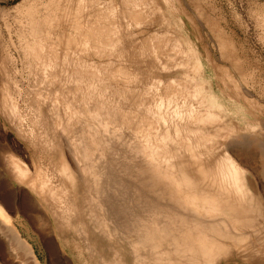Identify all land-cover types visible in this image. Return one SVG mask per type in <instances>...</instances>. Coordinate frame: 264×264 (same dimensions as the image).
Returning a JSON list of instances; mask_svg holds the SVG:
<instances>
[{
    "label": "rangeland",
    "instance_id": "374dc122",
    "mask_svg": "<svg viewBox=\"0 0 264 264\" xmlns=\"http://www.w3.org/2000/svg\"><path fill=\"white\" fill-rule=\"evenodd\" d=\"M50 1L51 0H49L48 2H47V0H28V1L27 0H0V56H1L0 58H2V59H0V64H1L0 65V68H1L0 71L2 70L1 73L4 72L3 74L8 75L7 77H3V75L0 73L1 74L0 75V101L5 99L4 102L7 103V105L4 104V108L6 109L5 112L3 111L4 108L2 109L4 102L2 101L3 103L0 104L2 106V107H0V111L2 110V113L0 112V115H1L0 116V172H1V174L3 173L2 176H4V179H5L4 181L2 179H0V202L3 204V206L5 207V211L8 212L7 213L8 216L11 219H13V221H15V220L20 221V224L18 227L21 231V235L32 246L38 263L39 264H99L100 257H98V255H100V256L103 255L104 257L108 256L106 251L108 249H110V247H111V249L112 248L115 249V250H111L112 252L117 251L119 253V255H117V256L124 257L125 260L126 259L129 260L130 258H133L135 255L137 256V253H138V255H141L143 253L147 254V253H149L148 252L149 249H150V251H152L151 253H154L156 255L157 252L161 251L160 249L163 250L165 248L163 245H161L162 248H161V246L158 247L156 245L159 248L157 251V247L154 245L153 246L154 248L151 247V248H153V249H151V248H149L151 241L147 242L146 240H148V239L143 238V236H142L143 240H142V238L138 239L137 232L135 231L136 232L135 234H133L134 232H131L132 228L130 226V223L129 222H128L129 224L127 223V221H129V215H130L128 211L132 210V209H130V207H131L130 199L131 198L130 199H129V197L123 198L124 196L126 197L125 193H122L124 196L120 195L122 197V199L119 198L120 196L116 195V193L114 191H112L113 190L112 188H115L118 185V183H125L126 180H130L129 182L133 181V182H131L132 184L129 187L133 188V185H134L135 189H136L135 185H137V184L141 185L143 183L142 177L139 176V174H141L140 173L141 171L143 173L144 165H143L142 169L140 168L141 171L136 169L137 171L132 172V170H134L132 160L135 158L133 156H138V154L140 155V153H143V150H151L152 145L159 138L162 140L161 142H164V144L160 143V144H162V146L165 145L166 148L173 149L175 151L177 148V143L179 144V146L185 144V142L183 141L184 140L183 136H181V138L183 140L178 139L179 142H174V143L170 144L168 142V139L171 137L170 135H173V133H170V134L167 133V130L169 127L171 128V126L175 125V122H178V120L180 121V119L175 118V116L177 115L176 110H178V111L183 110L185 112V114L188 111L190 112L189 114H191V112H192L191 115H194L195 113L199 112V114L201 113L200 115H203L204 117L206 115L205 113H207L206 116H211V117H209V119H208V117L205 118V119H207L205 122L207 123L208 120H210V118H211V122H212V123L210 122L211 125H213V123L216 121L218 122L217 124H215L213 126H209L210 123H208V125H207L205 122H203L204 123L203 126H201L202 123H199L198 125L197 124L191 125L185 121H182L181 123L177 124L180 126V128H179L180 135L184 134L186 136L187 142L188 141H197V143L201 142V144H203V145H199L197 143L194 144L195 147H193V148L195 150L199 151V150L204 149L205 147H207L209 149L208 146H210L209 144H211V143L213 144V147L217 146V149L216 148L213 149V147L211 150L209 149V153H208L209 158L206 157L207 161L214 162L216 160H219L222 157L223 150H225L223 148V142H224L223 136H224V134L230 135L229 138L225 141V143L227 142L226 148L228 149V153H229V151L231 153V154L230 153L229 154L227 153V154L236 164L238 163L237 165H239L240 168L244 171V174L248 179L249 186L252 189V194H254V195L256 194L257 196H259L258 198H260V204L262 205V208H258V212L261 211L260 215H259L260 220L258 218V223H256L257 222L256 220H252L253 222L256 221L254 223H256L255 225L257 227H255L254 223H250L251 226L249 227V229L251 228L252 230L250 229L251 231H249V230L245 229V231H248V233H249V238L251 240L254 239V241H255V242L254 241L251 242V240H250V243H251L250 245H252L253 250L250 249L251 250L250 251L248 249V250H246L247 253L245 251L246 254L243 253L244 255L243 254L241 255L240 250H235L233 248V249L229 250L230 253H229V251L227 253L226 252L227 250L224 252V250L220 249V247H219V249L217 248V250H219L221 253L223 252V254H220L219 251L214 249L216 255L213 258H216L217 262H218V257H219V262L216 263V261H215L214 263H216V264H247V261L249 260L248 261L249 264H255V263L256 264H264V257H263L264 256V248H263L264 244H261V243H264V239H263L264 237H262V236H264V234H262L264 232V0H101V1L100 0H93V2H92V0H88V1L82 0L81 4H80V0L79 1L75 0L76 1L75 3L73 2L74 0H67V1H69L68 7H66L67 9L64 8V10H66V13L70 12L68 9H69V7H71V6H69L70 1H71V4L72 3L75 4V6H74L75 9L73 8L74 10L73 9L72 10L75 11L74 14L76 15V16L71 15V14H73V11L70 8L72 13H69L71 17H69V14H68V16H67L68 19L73 18V17L77 18V15H79V17H78L79 20L77 19L78 21L75 20V18H73L74 20L70 19L72 21V26L74 25L73 23L75 22V25L77 24V28L79 27L80 29L83 30L82 31L78 28L77 32H76V28H73L74 26L73 27L71 26L70 20L68 21V19H66V18H61V20L58 19V15H59L58 12L59 11L56 8L58 5H60V7H61V5L63 7H65L67 5L65 2H67V1H65V0L61 1L60 0V3H62V4H60L59 1L55 2V0H52L51 1L52 3L50 4L49 3ZM85 1L90 3V4L86 3ZM94 1L95 2L97 1L98 3L100 2L102 4L101 5L99 3L101 5L100 6L97 3L98 4L97 7H101V9L100 8L96 9L97 7H95L96 5L94 6V4H95ZM54 3L55 4L57 3V4L53 5ZM77 3L80 5L76 6V5H78ZM46 4H50L49 5L50 7L52 5L55 6V7L50 8V10L47 9V11H51L53 9L52 10L53 13L51 12L52 14H50V12L48 13L46 11V8H48V5H47V7H45ZM85 4H86V6H85ZM78 7L81 8L80 13L76 14L79 12ZM91 7H92V9L95 7L93 9L94 11L92 9H90ZM29 9L31 11L28 12L29 13L28 14L27 11H29ZM42 10L45 12H42ZM88 10H92V11L91 12L89 11L90 12L89 13ZM99 10H101L100 14H99ZM56 11H57V13H55ZM84 11L87 12L88 14L84 13ZM102 11L104 12L105 15L103 14ZM115 11L118 12L119 14L117 13V15H116ZM31 12H33V14ZM97 12H98V14H97ZM82 13H83V15H82ZM94 13H95V15H94ZM49 14L52 16H53V14H55V17L57 16L56 19H55V17H53L54 18L53 21L56 20V21L61 22L60 25H59V22H57V23L55 22V24H58L57 26L54 24L52 26V23L50 22L51 23L50 25L46 24L48 29L46 27H44V29L47 30L48 32L50 31L49 28L54 27V26L57 27V28L54 27V29L56 28L55 32H54L53 28H51L53 30H51L49 32V33H51L52 36L51 35L50 36L53 39H55L54 37L59 36V38H58L59 40H57V41H59L58 44L62 43V45H61L62 49H59L60 47L56 43L57 41L55 40V42H54L52 40V42H54L53 44H55V43L57 44V45L55 44V47L58 46V48H55L56 52L58 51L57 53L59 54V52H60L59 50H63V52L66 51L65 49H68L70 51L75 50L74 52H76L77 56L75 55L74 52L73 53L76 57L71 52V54H72L71 56H74L73 57L74 59L70 58L71 57L70 54L68 55L69 57H67V55H64V53L62 51L60 52L59 55H57L56 53L54 54V52H55V50L53 49L54 45H52L53 47H49L52 44L51 42H49V41H51L50 40L51 38L48 41H47L48 38L47 39L45 38L46 40H44L43 37H45V36L42 35L43 33L42 34L39 33L41 31V28H42L41 32L44 31L43 27H40L41 26L40 24L42 23L43 26H46L45 25L46 22H44V21H46L47 17L49 18ZM101 14H103V15H101ZM111 14L113 16L116 15V16H114L115 21H116V18L118 21L114 22L113 20H111L112 18H114ZM28 15H30V16L28 17ZM45 15H46V17L44 18L43 16H45ZM89 15H90V17H89ZM91 15H93V16H91ZM98 15H99V17H98ZM100 15H101V17H100ZM52 16H50V18ZM86 16L88 18H91V20L90 19L88 20L86 18ZM102 16H103V20L101 19ZM107 16L110 18H107ZM30 17H32V18L30 19ZM80 17L81 18L83 17L82 19L83 20L85 19L90 24V26H89V24L84 23L85 20L82 21V19ZM93 17H95V18L93 19ZM41 18H44L45 20L43 19V21H42ZM51 19H49V20L47 19V23H49L48 21H50ZM93 20H95V22ZM105 20L106 21L109 20V21L106 22ZM63 21L65 24L63 23ZM89 21L94 22L96 27L94 26V23L89 22ZM96 21H97V25H96ZM103 21H105L104 24H102ZM33 22L36 23L35 27L38 25V23H40L38 25L39 27L37 26L38 29L34 27L35 30H33V28H31L30 25L33 26L34 25ZM43 22H44V24H43ZM77 22H81L82 24L79 23V25H78ZM30 23H32V24H30ZM66 23H67V25H66ZM91 23H92V26H91ZM113 23L114 24L118 23L119 24V25L117 24L118 27L121 26L122 29H124V30L116 32L117 33L116 34L115 31H117L118 27L116 28L115 26H117V25L115 24V26H114ZM80 24L81 25L84 24V26H81ZM62 25L65 27L62 28ZM69 25L71 26V29H75V34L71 35V36L74 37V41L76 38L77 42H73V38L70 36L71 30L69 28ZM87 25H88V27H87ZM24 26H26V28ZM28 26L30 29L28 28ZM59 26H61V27H59ZM109 26H110V28H111V26L114 27L113 32L111 33L114 38H111V35L108 36L109 32L112 31V30H107V27L109 29ZM123 26H125V27H123ZM85 27H87V28H85ZM64 28L65 29L67 28V30H64ZM84 28H85V30H84ZM96 28H98V29L103 28L102 29L103 33L101 31L97 32L98 30H96ZM28 29L33 30V31H28ZM62 29L64 31H62ZM86 29H88V30H86ZM118 29L120 30L121 28H118ZM36 30H38L39 32L38 31L36 32ZM79 30L83 32V35H84L83 39H81L82 37L79 38L80 35H82V32H80ZM92 30H94V31H92ZM88 31H89V33H88ZM22 32L24 33V35H21ZM25 32H27L26 36L28 34L31 35V33H29V32H32L31 36L33 39L32 38L29 39V37L27 36L29 39L27 42V40H26L27 37L25 36ZM48 32L44 34V35H46V37H49V35H47ZM92 32H93V35L95 34L94 37H92ZM95 32L99 33V34H96ZM100 32H101V34H100ZM120 32H122V35H120ZM60 33H62L63 36ZM67 33L69 34L70 38H72L71 40L70 39H68V40L72 41L73 43L72 42L70 43V41L66 42L67 38L69 37V36L66 37ZM72 33H74L73 30H72ZM76 33L78 34V37H77ZM104 33H106V35ZM118 33H119V35H118ZM89 34H90V37H89ZM103 34H104L106 39L103 38V40H102ZM39 35H41V36H39ZM60 35L63 38L60 37ZM100 35H102V36H100ZM117 35L122 37L123 39L121 38L122 39L121 40L120 37H118ZM21 36L22 37L24 36L23 37L24 39ZM34 36H37L38 38L42 37V40L40 38H39L40 39L39 40L37 37L35 38ZM86 36L89 39H86ZM107 36L110 37V39H108ZM115 36L117 37V39ZM65 37H66V40H63V39H65ZM97 37L98 38L101 37V38H99V40L100 39L101 40L99 41L97 39ZM93 38H94V40H93ZM56 39H57V37H56ZM78 39H79V41L81 40L80 42H82V44L79 45L80 47L77 46V44L79 43ZM113 39H115V40L112 41ZM118 39L120 41H122V42H120L121 44L119 43ZM24 40H26V41H24ZM31 40L32 41L34 40L33 43L36 42V40H38L39 42L37 41L36 42L37 44L42 42L41 46L43 45V47H44L45 43L46 44L48 43V44H50V45H48V47H49L48 51L50 52L51 48H52V51L54 50L53 52L51 51L50 53H53L54 56L57 55L56 59H55V57L52 58L50 56L51 54L48 53V51H47V54H50L49 56H50V58L53 59V61L50 59V63H51L50 66L51 67H49L48 69H45V71L47 70L46 73L51 74V72H48V70L50 68H52L55 63L59 64L57 66L55 65V68L57 70L56 75L54 73L55 69L54 70L50 69L52 71V73H54V75L51 74L52 76L56 77L57 73L59 72L57 78L53 77L54 79H57L56 81L50 80L52 77L49 74H48L49 76L46 75V77L48 76L50 79L49 78L46 79V77L44 76L46 73L45 74L43 73V75H41L42 72L44 71V68H45L43 66L44 64L41 65V67H44L43 71L40 70L41 73H40V71H39V73H38V71H36V70H39V68H41V67H39V68L36 67L39 65L34 64L35 61H32L33 65H32V63L30 64V62H31L30 59H33L34 56H32L31 55L32 53H30L31 49L28 50L30 55H29V53L26 55L25 53H27V52H25L22 45L29 43ZM83 40H85V42ZM105 40H110L113 42V44L115 43V45H117V46L120 45V46L118 48H117V46H116V48H113V44H111L110 41L106 42ZM117 40H118V42L116 43ZM32 41H31V43H32ZM63 41L66 43H70L69 48H66V46H68V45L66 44V46H65L63 44L64 43ZM123 41L125 42L124 44L126 46L123 44ZM43 42H45V43H43ZM93 42H95V44ZM101 42L105 43L106 45L102 44ZM138 42L140 43V45L134 46V44L136 45ZM107 43H108V45L110 44L109 49H108ZM149 43H151L153 45H151ZM32 44L30 46L34 47V49H35V47L37 48V46H40V44L39 45L33 44V46H32ZM73 44H74V47L76 45V49L73 47ZM96 44L99 46H97ZM100 44L103 45V47H101ZM141 44H143V45H141ZM147 44H148V47H147ZM154 44H155L156 48H158V49H160V51L161 50L162 51L159 52V50H157V52H156V48L153 47ZM70 45H72V47ZM111 45H112V47H111ZM150 45H151V47H150ZM23 46H25V45H23ZM88 46H89V48H87ZM140 46H142V48L141 49L139 48L140 51H138L139 50L138 47H140ZM143 46H144V48H143ZM48 47H46V48L44 47V49H47ZM63 47L65 49H63ZM78 47L83 49L82 52ZM91 47L92 48L94 47L92 50V54H91V52H88V50L91 51V49H92ZM95 47L98 50H96ZM127 47L128 48L131 47V49L129 48L130 50H127L128 49ZM149 47L152 50V53H149V52H151ZM24 48H26V50L29 49V48H27V45ZM85 48H87V49L85 50ZM99 48L102 50H100ZM132 48H134V49H132ZM135 48H136V51H135ZM145 48H146V52L143 51V49H145ZM148 49H149V52H147ZM36 50L37 49H35L34 52H37ZM79 50H80V52H79ZM109 50L110 51L112 50V54H114V55L111 54V56H109L111 53V52L109 53ZM123 50H125V53L122 52L123 56L120 57V54H122V53L118 54V52H121ZM84 51L87 53H85ZM93 51L94 52L100 51L99 56H100V59H102L101 61L99 59V56H96V55H98V53L95 52L96 55H93L94 54ZM134 51L136 52L135 55H134ZM137 51L139 53H137ZM141 51H143V53H145V54H141L142 53ZM66 52H65V54H66ZM106 52H107V54H109L108 55L109 57H107V59H106V56H107ZM126 52L128 53L129 56H130V54L133 53L132 54L133 56L132 55L130 56L131 59H129L130 57H128V60H127V58H124V57L128 56ZM163 52L165 54H163ZM88 53L91 55H88ZM24 54H25V56H24ZM85 54H86V56H85ZM101 54L106 55V56H104L105 58ZM125 54H126V56H125ZM140 54H141V56H140ZM28 55L30 56V59H28V57H27ZM78 55L81 58L80 60L83 62V64L84 65L86 64L85 66L84 65L81 66V61H78L79 60ZM87 55H88L89 60L91 62L88 60ZM58 56H59V58L63 57L62 58L63 61H61V62L58 61L59 62L58 63L57 62ZM65 56L68 59H66ZM3 57H4V59H3ZM83 57L85 58V60ZM64 58L66 59V61L67 60L70 61V59L74 60V62L70 61V63L71 64L73 63V65L76 64L74 66L75 67L78 66V69L72 68L74 66L73 65L71 66L70 63L67 62L69 65H66V66H69V68L71 66L70 69H72L71 72L69 71V73H68L69 68H66V69L64 68L65 64H67V63H65ZM75 58H77V59L75 60ZM112 58H113V60H112ZM2 60H4V61L1 62ZM54 61H55V63H54ZM76 61H78L79 63ZM143 61H146V63H144ZM99 62H102L101 64L102 65L104 64V65L99 66L100 65ZM61 63H62V65L65 63L63 65V68H62ZM89 63H91V65ZM143 63H144V66L148 65L150 68L151 67L152 68L150 69L147 66L144 67ZM113 64L116 66V68ZM30 65H32L31 66L32 69H34V68H36V69H34V71H32ZM34 65H36V66H34ZM118 65L120 67H118ZM90 66L91 67L93 66L94 68H91ZM129 66H130V69L127 68ZM86 67L87 68L90 67L88 69L89 71H87V72H85L87 70ZM99 67H101V68H99ZM121 67H123V68L125 67V68L120 69ZM109 68L111 70V72H109L110 75H109V73H107L108 71H110ZM111 68H113L114 70ZM58 69H59V71H58ZM60 69H64V72L67 71L66 73H68L69 76H68V74H65L63 72V74H65L67 76L65 78L62 77L63 74L60 72H62L63 70L60 71ZM73 69L74 70L77 69V70L73 71ZM80 69H82V70H81V73L79 74L78 72ZM100 69H104L105 71L104 70L100 71ZM90 70H92V71H90ZM129 70L132 73L129 72ZM16 71H17V73H16ZM94 71L96 73H94ZM112 71H114V72L112 73ZM122 71L123 72L127 71V74H126V72L124 74L128 75L129 77L128 78L125 77L124 74L122 76V74L119 73ZM33 72L37 73L38 75L40 74V75L39 76L37 75L35 77L36 74ZM115 72H118V73L114 74ZM134 72H135V75L137 77L133 76ZM70 73L72 74V76L70 75ZM93 73L96 75L93 76V78H92L91 74L94 75ZM128 73H130V74H128ZM59 74H60V78H59ZM83 74H85L86 76ZM111 74L116 75L118 78L116 76L115 77L112 76ZM73 75H74V77H73ZM107 75H109L108 79L110 78V76H112V78L114 77V79H116L117 81H114L111 78L109 79L110 80L109 81L107 79ZM131 75H132V77H130ZM41 76L44 77L46 80H43L44 78H42ZM96 76H98L100 79L99 78L97 79ZM120 76H122L123 78L125 77L126 79L125 78L124 79L119 78ZM61 77L63 79H61ZM133 77H135V78L133 79ZM129 78H130L131 83L128 81ZM4 79H6L5 83H4ZM92 79H93V81H92ZM120 79H122L123 81H127V82L126 83L124 82V84H123V81L121 80V83H122V85H121ZM111 80H113V81H111ZM112 82L116 83V85L112 84ZM155 82L157 83V85ZM165 83L167 84V86L169 88L174 87V89H172L171 91L166 90L164 92L162 90L161 86L164 85L163 88L167 87V86H165L166 85ZM106 84H108V85H106ZM32 85H34V86H32ZM62 85H63V87H62ZM169 85H171V86H169ZM188 86H194L193 87L194 89L190 91L189 89H192V87L191 88L189 87V89H188L187 88ZM176 87H178V89ZM179 87H180V89H179ZM69 88H70V90H69ZM175 88H176L177 92H179V93H180V91L181 92L183 91V93H181L183 95V99L179 93H178V95L175 94ZM53 89L56 91V93H54ZM71 89H73V90L75 89V94H71L73 97L70 95V93H71L70 91H72V93H73V90H71ZM157 89L161 92H158ZM58 90H59V92L57 93ZM28 91H29V93H27ZM147 91H148V93H147ZM154 91H155V93H154ZM162 91H163V93H162ZM172 91L174 92L175 96L180 95L181 100H179L180 97H174ZM50 93L52 96L50 95ZM63 93H64V96L67 93H69V95L67 94L68 96L66 95L64 97L62 95ZM78 93L79 94L82 93L83 95L82 94L79 95ZM89 93L90 94L93 93L94 96L90 95ZM132 93L134 94V96L132 95ZM159 93H161V94H159ZM186 93H188V95ZM57 94H58V96H57ZM153 94H155V95H153ZM189 94H191V95L189 96ZM75 95H76V98H75ZM127 95L129 98L127 97ZM145 95H146V97H145ZM166 95H168L167 98H165ZM24 96H26V97H24ZM53 96H55V98ZM77 96L78 97L81 96V98H78ZM89 96L90 97L92 96L93 98L92 97L90 98ZM149 96H150V98H149ZM153 96H157V97L160 96L158 98L156 97V100L160 99L158 101H159V103H160V101L162 103L160 106L157 105L158 101L154 100L155 97H154V99H152ZM48 97L54 98L53 99V101H54L53 105L55 104L56 106H53V108H52V103H50L51 101L49 102V100L51 98L48 99ZM94 97H95V99H94ZM140 97H141V99H140ZM169 97H170V99H169ZM73 98H75V100H73ZM77 98H78V101L80 100L79 102H77ZM97 98H99V99L97 100ZM177 98H179V99H177ZM150 99H152V100L150 101ZM162 99H164V100L162 101ZM173 99H174V102H176V103H173V101H172ZM55 100L58 101V104L56 103L57 101H55ZM64 100L66 101V103ZM67 100H70V102ZM81 100H83V102L86 101L87 104H81L82 103ZM175 100H177V101H175ZM73 101H74L75 109L76 108L80 109V111H82L83 114L84 113L86 114L88 112V110L92 111L91 108L93 109V111H92L93 113L90 112L92 114L96 113V111H98V110H99L100 114H103V112L105 111L103 116H105L106 119H104L103 116L101 117V115H98L99 113L98 114L96 113L97 115L94 114V116L95 115L96 116L92 117V115L88 112L91 119L97 118V120H91L90 119L93 122H98L99 119H100L99 120L100 122L103 119H104L103 121L107 120V122H108V120H110L108 122L109 125H108V123H107V125L108 126L111 125V128H112V126L114 125V122H116V120L114 119L113 123H111V124H110V122H112L111 121L112 118H117L118 122L115 123V125L113 126L114 128H112L115 131H111L112 130L111 128H109V129H111V130H109L108 126L106 125L104 127L105 131L102 132V130L100 129L103 136H101V133H100V135L98 133L96 134V131H93L91 129L92 127L91 128L89 127L90 124H92V122L88 123V119L90 118L89 116H86V118H83V116H81L82 114H80V111L73 109L74 108L73 105H72L73 108L70 105L71 110H69L70 109L69 104L70 103L73 104ZM170 101H172V102H170ZM39 102H41L43 104H41ZM46 102H48V103H46ZM136 102H138V103H136ZM144 102H146V103H144ZM63 103H65L66 105ZM194 103L198 104L196 108L193 107V106H196V105H194ZM10 104H11V106H9ZM39 104H41V105H39ZM32 105L36 106V109H37V110L35 109L36 111L34 110V107L32 108ZM47 105H49V106H47ZM63 105L66 106V109L64 108ZM104 105L106 107L108 105L109 106H108V108H106V107H104ZM50 106L52 109H50ZM147 106H148V108H147ZM154 106H156V107H154ZM163 106H164V108H163ZM47 107H49V110H51L52 112L54 111V109H55V111L53 113L51 111L50 112L46 111ZM67 107H68V109H67ZM99 107H100V109H95V108H99ZM190 107H192V110H190L191 109ZM58 108H60V109L57 111L56 109H58ZM113 108H114V110H113ZM72 109H73V111L75 110L74 113L78 112L79 115L74 114ZM108 109H110V111H114L115 113L113 112L114 113L113 114V113L108 112L109 111ZM151 109H153L152 112H151ZM44 110H45V112H44ZM86 110H87V112H85ZM201 110L202 111L204 110V111L200 112ZM33 111H35V112H33ZM42 111H43V113H42L43 115L41 113H38V112H42ZM69 111H72V112H69ZM131 111L133 112V114ZM138 111L140 113H142V112L143 113L140 114ZM65 112L69 113L68 114L69 116ZM116 112H118V113L116 114ZM124 112H126V114H128L130 116V119H132V120H130L129 116L128 115L126 116L124 114ZM136 112H138V113L136 114ZM184 112H183V115H184ZM208 112H210L211 114ZM214 112L217 116H216V118L214 117L212 119V117L215 116V114L214 115L212 114ZM36 113L41 115V117L38 115L40 117V119L42 117L44 118V119L42 118L43 120L41 119L44 122V125L41 124L42 121L39 120L41 122V123H39L40 125L37 123V126L39 127V128H37L39 137L38 136L37 137L39 139L34 141V138H35L37 133L35 131L36 129L34 128V125H32V124H33V121L35 120ZM49 113H51V114H49ZM108 113L110 114V116L108 115ZM3 114H6V115L2 116ZM44 114L46 116H44ZM55 114L57 116L58 115L61 116L60 119L59 118L56 119V118L50 116V115L55 116ZM111 114H113V116ZM189 114H186V115H189ZM16 115H17V117L19 116L18 117L19 120L16 117ZM73 115H74V117H73ZM75 115L82 117V119H86L87 122H83L85 120H82V119L80 120V117L77 118V116H75ZM115 115H117V116H115ZM122 115H125V117H122L123 119H121ZM132 115L134 118L136 115H137L136 118L139 117V119H137L138 123H137V121L135 122L136 119L131 117ZM57 116H55V117H57ZM84 117H85V115H84ZM87 117H89V118L87 119ZM108 117H111V119H109ZM119 117H120L121 121L122 120L125 121L124 125H123V122H121V121H120L121 123L119 122V120H120V119H118ZM126 118H128L129 120H127ZM15 119H17L18 122ZM45 119L46 120L48 119V121H50V123L48 122V124L50 126L46 125L47 122L45 121ZM53 119H56L57 121L53 120ZM223 119H224V121H223ZM51 120L55 121L54 122L55 124ZM59 120H60V122H59ZM133 120H134V122H133ZM147 120H148V123H147ZM154 120H155V123H154ZM212 120H215V121L213 122ZM21 121L22 122L25 121V122L23 124H21V126H18V124L21 123ZM103 121L101 123H104ZM128 121L130 122V127H129ZM139 121H141V122H139ZM150 121H151V123H150ZM56 122L57 123L59 122V128L58 129H60V131L57 130L58 124L56 125ZM131 122H133V123H131ZM143 122H146V123L144 124ZM62 123L64 125L63 127H62ZM85 123H88L89 126L86 125ZM140 123H142V124H140ZM104 124H106V122ZM104 124H103V126H104ZM116 124H118V127ZM132 124H133L134 128L138 127V130L136 128L135 129L133 128V130H136V134L133 130L129 131V129H128V128L132 129V127H131ZM150 124H152V126ZM155 124L158 125V126L156 125L157 128H155L156 127ZM41 125H43V127ZM45 125H46V128L50 127L52 130L56 127V130L54 129L53 131H51L50 128L46 129V128H44ZM52 125L53 126L55 125V126L53 127ZM138 125H140V126H138ZM141 125L142 126L145 125V126L142 127ZM16 126H18V127H16ZM126 126H127V128H126ZM19 127L22 128L21 130H23V132L20 131ZM40 127L42 128L41 130H40ZM60 127H62V129L65 127L63 130V132H65V134L64 133L62 134V129ZM120 127L122 128V131H121ZM147 127H149V128L152 127L154 129L151 128L152 131L150 130L149 133H147L148 131L146 132V130L147 129L149 130V128H147ZM141 128H142V134H144V135L139 133V129L141 132ZM223 128L224 129L226 128L227 130L229 129L228 132L225 131L226 129L223 130ZM32 129L34 130L33 132H32ZM124 129L126 131L127 130L128 131L126 132ZM193 129L195 130V134H193L194 133ZM221 129L224 131L222 133V135L220 133L222 131ZM39 130L41 131V133L45 130L46 134L44 135L43 134L44 132L42 133L44 135L45 142L46 141H47V143L50 142L47 139H49V140L52 139L51 141L53 142L54 139L56 138L55 139L56 143H59V144L63 143L64 147H63V144L62 145L58 144V146H59L58 147L56 145V143H55L56 146L54 145L55 146L54 147V146H52L54 143L51 142L50 143L51 148H52V150L54 149V151H52L50 149V147L46 148L45 147L46 145H44V144H47V143L42 142L43 137L41 136L42 137V140H41V138H40L41 133L39 132ZM100 130H99V132H100ZM107 130H108L109 134H111V132H112V134H114V135H112V134H111L112 136L109 135L107 133ZM87 131H88V133H87ZM131 131H133L132 133H134V134H132ZM34 132H35V134H32ZM51 132H52V136H51ZM83 132H84V134H83ZM104 132H106L108 134V136H107V134L105 133L107 138H105L106 136H104ZM137 132L139 133L138 136H137ZM154 132H155V134H154ZM81 133L85 136L86 135L88 136V137L87 136L86 137L84 136V137L88 138L87 142L89 141V143H87L85 141V138L82 137L83 135H81ZM196 133H199V134H196ZM48 134H49V136H48V138H46ZM94 134H96V135H94ZM148 134H150V135L148 136ZM214 134H215V136L219 135L222 138L213 137L215 139L211 140V137ZM33 135H35V136H33ZM55 135H57L58 137ZM71 135H73V136H71ZM91 135H92V137H91ZM119 135L121 137H119ZM155 135H156V137H155ZM208 135L211 137L208 138L209 137ZM24 136L26 138H24ZM65 136H70L71 139L69 137L65 138ZM96 136L103 137V140H102V138L100 139V144H99L98 151H97V152L102 153V154L98 153L99 158H98L97 152L91 153L90 152L91 150H89L88 146H87V150L85 151L86 153L80 154L79 147L81 144L80 145H79V143L76 144V142L74 140H76L77 142H82L84 140L82 143L86 142L87 145H89L90 149H91V145H95V143H96V141H95V143H93V141H91V138L96 137ZM114 136H115V138H114ZM117 136H118V138H116ZM134 136H136L138 138H136ZM143 136H144V138H143ZM201 136H204L203 139L205 138V136L207 137L206 138L207 143H204V142H206V140L204 141ZM122 137H125V138H122ZM32 138H33V140H32ZM80 138H83L82 141H80ZM155 138H157V139H155ZM59 139H60V142L62 139V143L58 142ZM64 139H66L67 143ZM106 139H107V141H106ZM109 139L111 141H109ZM120 139H122V140L125 139L124 141L128 140V142L131 145L128 142H127L128 144L126 143L123 146L122 145H119V146L116 145V143H118L116 141L120 140ZM138 139H140V140L138 141ZM154 139H155V141H154ZM208 139H209V141H211L210 143L208 142ZM217 139H221L222 141L218 142ZM151 140H152V142H151ZM202 140H203V143H202ZM215 140L218 143L222 142L221 146L218 143H216ZM36 141H38L40 143H38ZM72 141H74L75 144ZM108 141L110 143L112 142L111 145H113V147L115 146L117 149H114L115 147L113 149H109V148H112V146L109 145ZM113 142H115V143H113ZM144 142H146V143H144ZM37 143H38V145H37ZM48 144H47V146H50ZM71 144H72V146L74 144L73 148H71L72 147ZM135 144L137 146H135ZM138 144H139V146H138ZM142 144H144V145H142ZM39 145H40V147H39ZM77 145H79V146H77ZM101 145H103V146H101ZM126 145H129V148L132 147V145H134L135 149L137 147H139L141 150H139V148H137L135 151L133 148L134 146L131 148V150H129V148L127 149L128 146H126ZM97 146H98V144H97ZM107 146H109V147H107ZM148 146H150V147H148ZM75 147H76L77 151L75 150ZM141 147H143V149ZM219 147H221V148H219ZM6 148L9 149L11 154L17 150L16 151L17 153L15 156H18V158L15 157V158H17L15 160H20L19 164L25 165L26 168L30 169V175L28 174L30 177L33 175L32 172H34V171L37 173H40L39 176L46 181L45 183H47V185L50 187H51V185L55 186L56 189H58L60 187V185H59L60 179L58 176V174H60V173L57 169L58 167H55L56 165L54 166L52 164V162H53V160H55V164H57V163L60 164V162L62 161V158L66 157L67 160H69V162L68 161L67 162L70 165V167L72 169V174L74 176L73 177V187H72V189H74V191L72 190V192H73V201H75L78 205V209L76 208L77 215H75V214L71 215V213L68 212L62 216L60 214V211L57 212L58 210H56V208L54 207V204L51 202V200H50V202H46L43 200L45 198V194L42 193L43 194L42 195L40 193H38V194L34 193L27 186H24L23 184L18 182L17 177H16V172L12 171V165L10 164L11 160L8 157V156H10L9 155L10 153L8 152V150H6ZM56 148H57V150H56ZM99 148L101 149V151H99L100 150ZM73 149H74V153L71 152V151H73ZM102 150H104L105 153H103ZM110 150H111V153H113V154L107 153V151L110 152ZM112 150H113V152H112ZM123 150L125 151V153ZM128 150L131 151V154H130V152H128ZM217 150L220 153H218ZM182 151H183V149L182 150L180 149L179 152L182 153ZM215 151H217L216 153H218L219 155H217L215 153ZM77 152L79 154L78 157L74 156V154H76ZM87 152H90V153H87ZM118 152L122 155L124 153V155L122 156L119 154L120 155L119 156ZM82 154L85 156L87 155V156L86 157L84 156L85 158H83V157L80 158V156H83ZM94 154H95V157H94ZM105 154L107 155V157L105 156ZM108 154L110 157L108 156ZM176 154L177 155H175V157H179V153L177 151H176ZM91 155H93V156H91ZM100 155H102L106 158L105 159L103 157V159L105 160L106 163L102 162L104 160L101 159L102 157ZM111 156H113V157H111ZM77 158H79V159H77ZM131 158H133V159H131ZM179 158H181V157H179ZM73 159H74V161H73ZM82 159H83V161H82ZM96 159L102 160L100 162V164H102L101 166H104V167H102L103 169L107 168L105 173H104L105 170L100 168L103 171V172L101 171V174L103 173V175L104 174L106 175V177L104 176V179H103V177L99 179V180H101V185L102 184L106 185V186H104V189H106V187H109L110 183L112 182V181L109 182L110 181V180H108L109 178L110 179L113 178L115 181L117 180L116 181L117 184H115V182H114L115 185H113V183H111L112 187L109 188L110 191H108V192L111 193L112 195L113 194L116 195L115 196L116 198L113 196L112 197L110 196V197L112 198V201L115 200V202H116L114 204L115 206L118 205L121 207V209H119V207L117 206L118 207L117 210L118 211L120 210L122 212H124L126 210V214H124L125 216L123 215V220L125 221V219L127 218L125 223L128 224V226L130 228H128V226L125 223H123L124 221L123 222L120 221V224L123 223L124 226H127V227H124L123 230L126 229L125 232L127 233L129 231V230L127 231V229H130L129 236H130V238L133 237L130 240V242L133 243V245H132V243L129 244V242H128L129 239H127V238H129V236L125 233L128 236L127 237L124 234V231H122V229L119 228L121 230L120 231L118 228H116V224L118 225L119 221L117 223L115 222L116 224L115 223L112 224V226H114L116 230H114L113 227H111V228L105 227L104 228L103 224L101 222H99V223H97V226H99V224H101V226H99L100 227L99 230L101 232L103 231L102 232L103 235L108 237V235H111V233H112L111 236H113V235H116V236L111 238V239L106 238L105 242H103V243H107L108 249L106 247V244L102 243V245L99 247L101 250H100V252L98 250L97 253L92 251V250H94L93 245H94L95 236H94V234L90 228V225H94V222H92V220H90V219L89 220L91 222L88 221V218L90 217V211H89L88 206H91V204L89 202H91L90 199H92L94 194H95L93 192V189L95 187H97L96 182L99 180H94L95 183L93 182L94 184H92V185H94V186L96 185L95 187L94 186L90 187V185H91L90 182L92 183V181L90 180L89 181L90 185L88 186L90 191L85 190V191H87L86 194L88 195V193H89V195L87 197L84 196L83 200H81L82 197L80 199H78V196L81 194L80 189L82 187L81 183L78 181L79 177L80 176L83 177L85 174L87 175L88 173H90V170H89L90 168H91V172L95 169L96 166L94 165L95 164L94 160H96ZM128 159H129V161H128ZM209 159H211V160H209ZM110 160H111V162L113 161L111 163V165L109 162ZM181 161L185 162V164L187 165V164H190L188 162H190L192 160H188V158L183 156V154H182ZM81 162L83 163L82 165L79 164ZM103 163H104V165H103ZM120 163H121V165H120ZM77 165L79 167H77ZM107 165H109V166H107ZM30 166H31V168H30ZM82 166H84V168H81ZM79 168L83 169V171L81 169L79 170ZM87 168L89 170L88 172H87ZM124 168H126V169H124ZM84 169L86 170L87 173L85 172ZM80 171H82L85 174L81 173V175H80V173H79ZM108 175H109V178H108ZM117 175L119 178L117 177ZM130 175L135 176L134 178H136V180L134 181V179H129ZM138 177L142 181L141 184L139 183L140 180L138 179ZM105 179H107V180H105ZM5 181H7L8 183L11 182L10 185H7V183ZM136 181H137V184H136ZM103 185H102V188H103ZM18 187H21L20 191L16 190V189H18ZM134 188L131 190H135ZM94 191H95V189H94ZM128 193H130V192H128ZM27 194L32 196L34 199H36L35 201H37L38 204L40 205V207L43 208L44 216H45V218H48V220H49V222H47L48 223L47 226L45 225L44 221H42V220L38 221V219L35 218V215L37 216V213H35L34 208H31V206L29 204V200L27 199ZM88 200H89V202H88ZM128 200H129V202H128ZM127 203H129V205ZM86 204H88V205H86ZM79 205H81L82 209L79 207ZM117 207H115V208H117ZM84 208H86L88 210V212L86 209L84 210ZM78 211H81L82 215L85 214V217H86V215L87 216L89 215V217H86L85 219L81 216V219H82L81 224H77V220L79 219V217H78L79 212ZM55 212L57 213V216H56ZM88 222L90 223L89 226H88ZM120 224L117 227H121L122 224H121V226H120ZM79 225L81 228H82V225L84 227V233H82V234H81V232H79V231H81V228L79 227ZM258 226L261 227L260 228L261 230H259ZM106 229L108 231H110L109 229H112L114 231L108 232ZM254 229H256V230H254ZM258 230L261 231L262 236L260 234H259L260 236L257 235L259 233ZM113 232H116V234ZM131 234H133V235H131ZM124 235H125V237H124ZM134 236H136V238ZM140 236L141 235H139V237ZM258 236H259V238H258ZM252 237H253V239H252ZM260 237H261V239H260ZM116 238H118L119 240ZM257 238H258V241H257ZM107 240H112V241H107ZM132 240L133 241L136 240V241L133 242ZM138 240H139V242L141 240L140 244L142 246L143 245L146 246V248L143 246L141 249L140 248L141 245L139 244L140 246H138V248L135 251L134 247H132V246H135V244H136V242H138ZM153 241L155 242V240H153ZM153 241H152V243L154 244ZM114 242H116V243H114ZM111 244L113 246H111ZM147 244H148L149 249L147 248ZM6 245H8V242H6V243L4 242L3 244L0 242V255H1L0 256V258H1L0 264H5V263L6 264H21V263L22 264H33V262L29 259V257L27 255H24V252H22L21 250H17V249H16L17 250L16 251V250H14L13 247L9 248V252L11 254V257H8L7 256L8 252L6 254L4 251ZM9 245L11 246L12 244H9ZM129 245H132V246H129ZM97 246H98V244H97ZM90 247L92 250H90ZM256 248L257 249L260 248V250L263 248L262 251H259L261 254L258 253V250ZM132 249H133V252L135 251V253H133L132 251L130 252V250H132ZM144 249H145V251H143ZM12 250H13V252H12ZM233 250L236 252H234ZM108 251H110V250H108ZM138 251H140V254ZM237 251H240V253ZM16 252H18L20 254H18ZM254 252H255V254H254ZM236 253H238L237 254L238 256L236 255ZM262 253H263V255H262ZM96 254H97V256H96ZM158 254H157V256H158ZM225 254H226V256L229 254V256H227V257L225 256L226 260L223 258ZM254 256L255 257L258 256L259 258L256 259ZM221 257L223 258V260ZM244 257H246V258H244ZM243 258L245 260H243ZM216 259H214V260H216ZM138 261H140V263L142 264L141 260L138 259ZM138 261L135 264H140V263H138ZM250 261H251V263H250ZM214 263H211V264H214Z\"/></svg>",
    "mask_w": 264,
    "mask_h": 264
},
{
    "label": "bare ground",
    "instance_id": "6f19581e",
    "mask_svg": "<svg viewBox=\"0 0 264 264\" xmlns=\"http://www.w3.org/2000/svg\"><path fill=\"white\" fill-rule=\"evenodd\" d=\"M28 1V0H27ZM49 0H47V2H48ZM52 1V0H51ZM49 2L50 4L52 3V2ZM57 1H59V3H60V0H55V2H57ZM62 1V0H61ZM64 1V0H63ZM65 1H67V0H65ZM77 1V0H76ZM75 0L73 1L74 3L76 2ZM79 1V0H78ZM88 1V0H87ZM101 1V0H100ZM86 2V1H85ZM92 2H93V0H92ZM67 5L65 6V7H63L62 5H61V7H60V5H58L57 6V10L59 11L58 12V19L59 20H61V18H66V19H68V14L69 13H72V11L75 9L74 8V6H75V4L74 3H72L71 4V1H70V5L69 6H71V7H69V13H66V10H64V8L65 9H67L66 7H68V3H69V1H67V2H65ZM82 3V0H80V4ZM86 3H88V2H86ZM94 6L95 7H97V5L100 3H98L97 1L95 2L94 1ZM98 3V4H97ZM23 4V3H22ZM50 4H46V6L45 7H47V5H48V8H46V11H47V9H49L50 10V8H52V7H55V6H53V5H56L55 3L50 7L49 5ZM60 4H62V3H60ZM78 4V3H77ZM80 4H78V5H76V6H79ZM88 4H90V3H88ZM92 4V3H91ZM101 4V3H100ZM99 4V5H100ZM102 5V4H101ZM100 5V6H101ZM37 6V5H36ZM85 6H86V4H85ZM91 6V5H90ZM44 7V6H43ZM44 7V8H45ZM84 7V6H83ZM94 7V8H95ZM70 8H71V10H70ZM77 8V7H76ZM79 8V7H78ZM87 8V7H86ZM93 8V9H94ZM98 8H100L101 9V7H97L96 9H98ZM135 8V7H134ZM35 9V8H34ZM80 9L81 8H79V12L78 13H76V14H79L80 13ZM90 9H92V7L90 8ZM92 9V10H93ZM33 10V9H32ZM53 10V9H52ZM47 11L48 13L50 12V14H52L53 13V11ZM55 10V9H54ZM84 10V9H83ZM92 10H88V12L90 11H92ZM31 10L29 9V11H27V13L28 12H30ZM36 11V10H35ZM62 11V12H61ZM94 11V10H93ZM100 11L101 10H99V14H100ZM34 12V11H33ZM33 12H31L32 14H33ZM42 12H45V11H43L42 10ZM52 12V13H51ZM74 12L75 11H73V14H71V15H75L74 14ZM89 12V13H90ZM96 12V11H95ZM103 12V11H102ZM35 13V12H34ZM41 13V12H40ZM55 13H57V11L55 12ZM84 13H87V12H85L84 11ZM115 13H116V15H117V13L118 12H116L115 11ZM137 13V12H136ZM29 14V13H28ZM31 14V15H32ZM36 14V13H35ZM34 14V15H35ZM42 14V13H41ZM47 14V13H46ZM49 14V18L47 17L46 18V21H44V22H46L45 23V25L47 24V25H50L51 23H52V26H53V24L54 25H58V24H55V22L57 23V22H59V21H53V17H55V14H53V16L52 15H50ZM67 14V15H66ZM88 14V13H87ZM97 14H98V12H97ZM96 14V15H97ZM103 14H104V12H103ZM103 14H101V15H103ZM114 14V13H113ZM119 14V13H118ZM134 14V13H133ZM82 15H83V13H82ZM94 15H95V13H94ZM101 15H100V17H101ZM105 15V14H104ZM110 15V14H109ZM112 15V14H111ZM116 15H114V16H116ZM139 15V14H138ZM30 15H28V17H29ZM33 16V15H32ZM48 16V15H47ZM50 16H52L51 18H50ZM72 16V17H73ZM76 16V15H75ZM91 16H93V15H91ZM113 16V15H112ZM113 16V17H114ZM134 16V15H133ZM39 17V16H38ZM44 18L46 17V15L45 16H43ZM57 17V16H56ZM56 17H55V19H56ZM69 17H71L70 16V14H69ZM79 15H77V18H75V17H73V18H75V20H79ZM89 17H90V15H89ZM97 17V16H96ZM98 17H99V15H98ZM105 17V16H104ZM118 17V16H117ZM32 17H30V19H31ZM44 18H41L42 19V21H43V19ZM73 18H69L68 19V21L71 19V20H74ZM81 18V17H80ZM83 18V17H82ZM81 18V19H82ZM86 18L89 20H91V18H88L87 16H86ZM95 17H93V19H94ZM107 18H110V17H108L107 16ZM106 18V19H107ZM40 19V20H41ZM47 19L49 20V19H51L50 21H48L49 23H47ZM102 20H103V16H102V18H101ZM140 19V18H139ZM25 20V19H24ZM28 20V19H27ZM39 20V21H40ZM45 20V19H44ZM70 20V21H71ZM77 20V21H78ZM85 20V19H84ZM83 19H82V21H84ZM100 20V19H99ZM110 20V19H109ZM108 20V21H109ZM111 20H113L114 22H116V21H118L117 20V18H116V21H115V17L114 18H112ZM32 21V20H31ZM30 21V22H31ZM35 21V20H34ZM38 21V22H39ZM81 21V22H82ZM94 22H95V20H93ZM106 21V20H105ZM105 21H103V23L102 24H104V22ZM108 21H106V22H108ZM142 21V20H141ZM21 22V21H20ZM36 22V21H35ZM35 22H33L34 23V25L32 26V25H30L31 26V28H33V30H35L34 29V27H35V25H36V23ZM44 22H43V24H44ZM51 22V23H50ZM54 22V23H53ZM67 22V21H66ZM81 22H77L78 23V25H79V23H81ZM89 22H92V21H89ZM94 22H92V23H94ZM143 22V21H142ZM141 22V23H142ZM60 23L61 22H59V25H60ZM63 23H64V21H63ZM83 23V22H82ZM81 23V24H82ZM84 23H87V24H89L86 20H85V22ZM92 23H91V26H92ZM133 23V22H132ZM20 24V23H19ZM30 24H32V23H30ZM40 23H38V25H39ZM65 24V23H64ZM71 26H72V21H71ZM74 25V27L73 28H76V32H77V30H78V28H77V24L75 25V22L73 23ZM80 24V25H81ZM114 24V23H113ZM116 25L118 24V23H115ZM115 24H114V26H115ZM25 25V24H24ZM37 25V26H38ZM41 26L40 27H43V32H41L42 31V28H41V31L39 32L38 30H36V32L38 31L40 34H42L43 36H45V37H43V39L44 40H46L47 38V41L50 39L51 41H49V42H51L52 44L50 45V44H46L45 42H43V43H45V45H44V47L46 48V47H48V45H50L49 47H53L52 45H54V50H55V48H58V46L60 47L59 49H62L61 48V45H62V43H60V44H58L59 43V41H57V40H59L58 38H59V36H56L57 37V39H56V37H54L55 39H53L51 36V33H49L51 30H53L54 29V27H56V26H54V27H51V28H53V29H51V28H49V32L47 31V30H45L44 29V27H46L47 28V25L46 26H43L42 25V23L40 24ZM66 25H67V23H66ZM96 25H97V21H96ZM99 25V24H98ZM119 25V24H118ZM118 25L117 26H115L116 28L118 27ZM122 25V24H121ZM37 26L35 27V28H37ZM71 26L69 25V28H70V30H71V34H70V36L71 35H74L75 34V29H71ZM81 26H84V24L83 25H81ZM80 26V27H81ZM89 26H90V24H89ZM94 26H95V23H94ZM25 28H26V26H24ZM23 27V28H24ZM39 27V26H38ZM59 27H61V26H59ZM58 27V28H59ZM63 27H65V26H63L62 25V28ZM68 27V26H67ZM87 27H88V25H87ZM87 27H85V28H87ZM96 27V26H95ZM98 27V26H97ZM123 27H125V26H123ZM24 28V29H25ZM28 28H29V26H28ZM57 28V27H56ZM55 28V29H56ZM68 28V29H69ZM85 28H84V30H85ZM106 28V27H105ZM112 28V29H111ZM111 28H110V26H109V29H108V27H107V30H112V31H108L109 32V34H108V36L109 35H111V38H114L113 37V35L111 34L112 32H113V26H111ZM115 28V29H116ZM118 28H121L120 30L118 29ZM117 28V31H115V33L116 32H119V31H122V30H124V29H122V27L120 26V27H118ZM19 29V28H18ZM23 29V30H24ZM30 29V28H29ZM28 29V31H33V30H29ZM38 29V28H37ZM48 29V28H47ZM55 29H54V32H55ZM80 29V28H79ZM94 29V28H93ZM103 29V28H102ZM102 29L100 28V29H98V28H96V30H98L97 32H99V31H101L102 33H103V31H102ZM114 29V30H115ZM27 30V29H26ZM64 30H67V28L65 29L64 28ZM63 29H62V31H64ZM72 30H73V32L74 33H72ZM80 30H82V29H80ZM79 30V31H80ZM86 30H88V29H86ZM106 30V31H107ZM27 31V32H28ZM48 32V34L47 35H49V37H46V35H44L45 33H47ZM59 31V30H58ZM78 31V32H79ZM83 31V30H82ZM82 31H80V32H82ZM92 31H94V30H92ZM153 31V30H152ZM19 32V31H18ZM27 32H25V36H26V33ZM35 32V31H34ZM61 32V31H60ZM101 32H100V34H101ZM105 32V31H104ZM29 33H31V35H32V32H29ZM66 33V32H65ZM88 33H89V31H88ZM96 33V32H95ZM114 33V34H115ZM36 34V33H35ZM59 34V33H58ZM61 35H62V33H60ZM68 34V33H67ZM66 34V37H68L69 36V34L67 35ZM87 34V33H86ZM96 34H99V33H96ZM105 35H106V33H104ZM104 34H103V36H104ZM117 34V33H116ZM21 35H24V33L22 32V34ZM30 34H28L27 36L29 37V39H31L32 38V36L30 37L29 36ZM34 35V34H33ZM38 35V34H37ZM51 35V36H50ZM60 35V37H62ZM76 35H77V37H78V34L76 33ZM118 35H119V33H118ZM117 35V36H118ZM120 35H122V32H120ZM20 36V35H19ZM26 36V37H27ZM39 36H41V35H39ZM70 36L67 38V40H66V37H65V39H63V40H66V42L68 41H70L72 38H73V42H77V40H76V38H75V41H74V37L73 36H71L72 38H70ZM83 32H82V35H80V37L79 38H81V39H83ZM88 36V35H87ZM87 36H86V39H89V38H87ZM95 36V34L93 35V32H92V37H94ZM99 36V35H98ZM100 36H102V35H100ZM102 36V40H103V38H105V36L103 37ZM107 36V37H108ZM22 37V36H21ZM24 37V36H23ZM22 37V38H23ZM25 37V38H26ZM28 37H27V42H28ZM35 38L37 37V36H34ZM89 37H90V34H89ZM116 37V36H115ZM118 37H120V36H118ZM128 37V36H127ZM38 38V37H37ZM41 40H42V37H39ZM38 38V39H39ZM46 38V39H45ZM63 38V37H62ZM99 38H101V37H99ZM99 38L97 37V39L99 40ZM122 37H120V39H121ZM24 39V38H23ZM33 39V38H32ZM39 39V40H40ZM61 39V38H60ZM68 39H70V40H68ZM85 39V38H84ZM106 39V38H105ZM108 39H110V37H108ZM116 39H117V37H116ZM123 39V38H122ZM121 39V40H122ZM158 39V38H157ZM20 40V39H19ZM26 40H24V41H26ZM52 40L55 42V40L57 41L56 43L58 44V46L57 47H55V44H53L54 42H52ZM93 40H94V38H93ZM101 40V39H100ZM99 40V41H100ZM115 39H113L112 41H114ZM119 40V39H118ZM118 40L116 41V43L118 42ZM32 41V40H31ZM31 41L29 42V43H26V44H23V45H25V46H23L22 45V47H23V49L25 50V52H27V53H25L26 55L29 53V51L28 50H30L31 49V51H30V53H32L31 55L32 56H34L33 57V59H30V53H29V55L27 56L28 57V59H30L31 60V62H30V64L32 63V65H33V62L32 61H35L34 62V64H36V65H39V66H36V65H34V66H36V67H41V65L42 64H44L43 66L45 67H41V68H39V70H36V71H38V73H39V71L40 70H42L43 71V68H44V71L42 72V74L41 75H43V73L45 74L46 73V71H45V69H48L49 67H51L50 66V59L53 61V59L52 58H54L55 57V59H56V56L57 55H59L60 54V52L62 51L63 52V50H59L60 52H59V54L56 52V50H55V52H54V54L56 53L57 55H55L54 56V54L53 53H50L51 51H52V48H51V51L49 52L48 50H49V47L47 48V49H44V47H43V45L41 46V44H42V42L41 43H36L38 40H36V42H34L33 43V41H32V43L33 44H37V45H39L40 44V46H37V48L35 47V49H37L36 51L37 52H34L35 51V49H34V47H31L30 45L32 44L31 43ZM61 41V40H60ZM78 41H79V39H78ZM81 41V40H80ZM79 41V43L77 44V46H79V45H81L82 44V42H80ZM84 42H85V40H83ZM87 41V40H86ZM91 41V40H90ZM106 42L108 41H110V40H105ZM112 41H110L111 42V44H113V42ZM149 41V40H148ZM162 41V40H161ZM39 42V41H38ZM64 42V41H63ZM66 42H64L63 44L66 46V44L68 45V46H66V48H69V44L72 42V41H70V43H66ZM72 42V43H73ZM89 42V41H88ZM98 42V41H97ZM120 42H122V41H120L119 40V43ZM142 42V41H141ZM151 42V41H150ZM21 43V42H20ZM91 43V42H90ZM89 43V44H90ZM94 44H95V42H93ZM102 43V42H101ZM118 43V44H119ZM125 42L123 41V44H124ZM147 43V42H146ZM145 43V44H146ZM153 43V42H152ZM33 44H32V46H33ZM56 44V45H57ZM87 44V43H86ZM102 44H105V43H102ZM121 44V43H120ZM144 44V45H145ZM149 44H151V43H149ZM159 44V43H158ZM163 44V43H162ZM26 45H27V48H29V49H27L26 50V48H24V47H26ZM47 45V46H46ZM63 45V46H64ZM84 45V44H83ZM82 45V46H83ZM97 45V44H96ZM101 45V44H100ZM106 45V44H105ZM110 45V44H109ZM109 45H108V43H107V46H108V49H109ZM125 45V44H124ZM139 46L140 45V43L138 42L136 45L134 44V46ZM141 45H143V44H141ZM151 45H153V44H151ZM151 45H150V47H151ZM35 46V45H34ZM64 46V47H65ZM71 47H72V45H70ZM97 46H99V45H97ZM96 46V47H97ZM115 46V47H114ZM116 46L117 45H115V43L113 44V48H116ZM120 46V45H119ZM119 46H117V48L119 47ZM126 46V45H125ZM159 46V45H158ZM161 46V45H160ZM63 47V49H65ZM73 47H74V44H73ZM80 47V46H79ZM78 47V48H79ZM95 47V48H96ZM101 47H103V45H101ZM111 47H112V45H111ZM124 47V46H123ZM146 47V46H145ZM147 47H148V44H147ZM146 47V48H147ZM150 47H149V49H150ZM153 47H155V44H154V46ZM20 48V47H19ZM75 49H76V45H75V47H74ZM83 48V47H82ZM87 48H89V46L87 47ZM87 48H85V50L87 49ZM92 48V47H91ZM94 48V47H93ZM93 48L91 49V51H89L88 50V52H91V54H92V50H93ZM98 48V47H97ZM96 48V50H98ZM121 48V47H120ZM128 48V47H127ZM130 49H131V47H129ZM127 49V50H130V49ZM141 49L142 48V46H140V47H138V49ZM143 48H144V46H143ZM146 48L145 49H143V51H145L146 52ZM156 48V47H155ZM161 48V47H160ZM22 49V48H21ZM71 49V48H70ZM80 50H81V52H82V50L83 49H81V48H79ZM100 49V48H99ZM104 49V48H103ZM132 49H134V48H132ZM140 49L138 50V51H140ZM149 49H148V51L147 52H149ZM154 49V48H153ZM46 52H45V51ZM53 50V51H54ZM66 51V54H65V52H63L64 53V55H67V57H69L68 55L70 54V56L72 55L71 54V52L73 53L74 51H70V50H68V49H65ZM73 50V49H72ZM80 50H79V52H80ZM95 50V49H94ZM100 50H102V49H100ZM113 50V49H112ZM112 50L110 51L109 50V53H110V55L109 54H107V52H106V54H107V56L106 55H103V54H101V55H103V57L104 56H106V59H107V57H109V56H111V54H112ZM151 50V49H150ZM157 50H159V52H161L160 51V49H158V48H156V52H157ZM47 51H48V53H50V54H47ZM52 51V52H53ZM77 51V50H76ZM105 51V50H104ZM132 51V50H131ZM135 51H136V48H135ZM134 51V55H135V52ZM137 51V53H139ZM143 51H141L140 53L141 54H145V53H143ZM169 51V50H168ZM177 51V50H176ZM85 52V51H84ZM94 52V51H93ZM95 52H97L98 53V55H96L95 54ZM94 52V54L93 55H96V56H99V52L98 51H95ZM122 52H124L125 53V50H123V51H121V52H118V54L119 53H122ZM128 52V51H127ZM126 52V53H127ZM154 52V51H153ZM75 53V55H76V52H74ZM74 53H73V55H74ZM85 53H87V52H85ZM114 53V52H113ZM129 53V52H128ZM128 53H127V55H128ZM131 53V52H130ZM149 53H152V50H151V52H149ZM155 53V52H154ZM25 54H24V56H25ZM53 54V55H52ZM79 54V53H78ZM91 54H89L88 53V55H91ZM133 54V53H132ZM132 54H130V56L132 55ZM141 54H140V56H141ZM162 54V53H161ZM163 54H165L164 52H163ZM3 55V54H2ZM52 57V58H50V56ZM63 55V54H62ZM63 55V56H64ZM74 55V56H75ZM83 55V54H82ZM88 55H87V58H88V60H89V57H88ZM109 55V56H108ZM112 55H114V54H112ZM157 55V54H156ZM160 55V54H159ZM169 55V54H168ZM178 55V54H177ZM19 56V55H18ZM74 56H71L70 58L71 59H74L73 57ZM77 56V55H76ZM75 56V57H76ZM85 56H86V54H85ZM116 56V55H115ZM118 56V55H117ZM123 56V53L122 54H120V57H122ZM125 56H126V54H125ZM129 55L128 56H126V57H124V58H127V60H128V57H130ZM133 56V55H132ZM173 56V55H172ZM1 57V56H0ZM5 57V56H4ZM4 57H3V59H4ZM8 57V56H7ZM17 57V56H16ZM66 56H65V58L66 59H68ZM82 57V56H81ZM102 57V58H103ZM24 58V57H23ZM26 58V57H25ZM32 58V57H31ZM63 58V57H62ZM62 58H59V56H58V60H57V62L59 61V62H61V61H63L62 60ZM64 58V59H65ZM69 58V59H70ZM84 58V57H83ZM86 58V59H87ZM105 58V57H104ZM111 58V57H110ZM109 58V59H110ZM115 58V57H114ZM117 58V57H116ZM133 58V57H132ZM136 58V57H135ZM0 59H2V58H0ZM6 59V58H5ZM54 59V60H55ZM60 59V60H59ZM66 59L64 60L65 61V63H70V61L71 62H74V60H71L70 59V61H66ZM77 58H75V60H76ZM78 61H81L80 59V57H79V55H78ZM99 59H100V56H99ZM129 59H131V57L129 58ZM142 59V58H141ZM84 60H85V58H84ZM83 60V61H84ZM102 59H100V61H101ZM112 60H113V58H112ZM156 60V59H155ZM4 60H2L1 62H3ZM56 61V60H55ZM55 61H54V63H55ZM78 61H76V62H78ZM90 61V60H89ZM180 61V60H179ZM183 61V60H182ZM41 62V63H40ZM43 62V63H42ZM58 62V63H59ZM75 62V63H76ZM91 62V61H90ZM103 62V61H102ZM102 62H99L100 63V65L99 66H101L102 64ZM138 62V61H137ZM144 63H146V61H143ZM160 62V61H159ZM40 63V64H39ZM53 63V62H52ZM53 63V64H54ZM64 63V64H65ZM65 64V69L66 68H69V66H66V65H69V64ZM79 63V62H78ZM109 63V62H108ZM126 63V62H125ZM124 63V64H125ZM139 63V62H138ZM144 63H143V66H144ZM171 63V62H170ZM3 64V63H2ZM49 64V65H48ZM52 64V65H53ZM63 64V65H64ZM90 65H91V63H89ZM94 64V63H93ZM112 64V63H111ZM1 65V64H0ZM32 65H30V67L32 66ZM55 65L57 66V65H59V64H54L53 65V69L52 68H50L51 70H54L55 69V71H54V73H55V75H56V68H55ZM61 65H62V63H61ZM63 65H62V68H63ZM70 65L72 66L73 65V63L71 64L70 63ZM74 65H76V64H74ZM73 65V66H74ZM78 65V64H77ZM82 65H84L83 64V62L81 61V66ZM86 65V64H85ZM84 65V66H85ZM104 65V64H103ZM102 65V66H103ZM114 65V64H113ZM150 65V64H149ZM71 66H70V68H71ZM80 66V65H79ZM97 66V65H96ZM115 66V65H114ZM122 66V65H121ZM149 67L148 65H145L144 67ZM47 67V68H46ZM60 67V66H59ZM91 67V66H90ZM90 67H86L87 68V70L85 71V72H87V71H89L88 69L90 68ZM98 67V66H97ZM96 67V68H97ZM118 67H120L119 65H118ZM126 67V66H125ZM124 67V68H125ZM69 68V69H70ZM72 68H77L78 69V66H74V67H72ZM91 68H94L93 66L91 67ZM99 68H101V67H99ZM114 68V67H113ZM113 68H111V69H113ZM115 68H116V66H115ZM123 67H121L120 69H122ZM123 68V69H124ZM127 68H129L130 69V66L129 67H127ZM150 68V67H149ZM152 68V67H151ZM150 68V69H151ZM1 69V68H0ZM20 69V68H19ZM31 69H32V67H31ZM34 69H36V68H34ZM34 69H32V71H34ZM49 69V70H50ZM68 69V73H69V71L71 72V70L72 69H70L69 70ZM73 69V71H76V70H74ZM98 69V68H97ZM119 69V68H118ZM48 70V72H51V74H53L54 75V73H52V71L50 70L49 71ZM61 70H63L62 72H60V73H62L63 74V72H64V69H60V71ZM81 70L82 69H80L79 70V74L81 73ZM99 70V69H98ZM102 70H104V69H100V71H102ZM109 70H110V68H109ZM114 70V69H113ZM116 70V69H115ZM127 70V69H126ZM2 71V70H1ZM1 71H0V73H1ZM22 71V70H21ZM27 71V70H26ZM35 71V72H36ZM58 71H59V69H58ZM90 71H92V70H90ZM105 71V70H104ZM119 71V70H118ZM121 71V70H120ZM128 71V70H127ZM127 71H125L126 72V74H127ZM159 71V70H158ZM166 71V70H165ZM23 72V71H22ZM35 72H33V73H35ZM67 72V71H66ZM66 72H64L65 74H68V73H66ZM109 72H111V70L110 71H108L107 73H109ZM114 71H112V73H113ZM123 72V71H122ZM119 72V73H121L122 74V76H123V74L125 73V72ZM129 72H131L130 70H129ZM161 72V71H160ZM4 72H2L1 74L3 75V77H7L8 75H6V74H3ZM16 73H17V71H16ZM40 73H41V71H40ZM59 73V72H58ZM58 73H57V76L55 77V76H52L50 73H46L44 76L46 77V75H51V77L53 78V77H55V78H57L58 77ZM90 73V72H89ZM94 73H96L95 71H94ZM93 73V74H94ZM116 73H118V72H115L114 74H116ZM132 73V72H131ZM0 74V75H1ZM26 74V73H25ZM36 75H35V77L38 75L37 73H35ZM65 74H63L62 75V77H66L67 75H65ZM88 74V73H87ZM114 74H111L112 76H116V75H114ZM126 74H124L125 75V77H129L128 75H126ZM128 74H130V73H128ZM22 75V74H21ZM34 75V74H33ZM40 75V74H39ZM38 75V76H39ZM48 75V76H49ZM70 75L72 76V74L70 73ZM76 75V74H75ZM83 75H85V74H83ZM96 74H94V75H92L91 74V76H92V78H93V76H95ZM104 75V74H103ZM109 75H110V73H109ZM109 75H107V79H108V77H109ZM118 75V74H117ZM46 77V79L47 78H49V77ZM68 76H69V74H68ZM70 76V77H71ZM86 76V75H85ZM90 76V75H89ZM88 76V77H89ZM112 76H110V78L111 79H113L114 81H117L116 79H114V77L112 78ZM122 76H120L119 78H123ZM133 76H136L135 75V72H134V75ZM26 77V76H25ZM42 77V76H41ZM61 77V79H63ZM73 77H74V75H73ZM97 77V79L99 78L98 76H96ZM117 77V76H116ZM124 77V78H125ZM130 77H132V75L130 76ZM137 77V76H136ZM24 78V77H23ZM38 78V77H37ZM42 78H44V77H42ZM50 79V80H54V81H56L57 79ZM59 78H60V74H59ZM86 78V77H85ZM109 78V79H110ZM118 78V77H117ZM123 78V79H124ZM135 77H133V79H134ZM8 79V78H7ZM45 78L43 79V80H46ZM88 79V78H87ZM100 79V78H99ZM108 79V80H109ZM126 79V78H125ZM5 80L6 79H4V83H5ZM42 80V81H43ZM66 80V79H65ZM113 80H111V81H113ZM121 80L122 79H120V83H121ZM132 80V79H131ZM8 81V80H7ZM6 81V82H7ZM92 81H93V79H92ZM110 81V80H109ZM123 81V80H122ZM128 81L130 82V78L128 79ZM163 81V80H162ZM45 82V81H44ZM43 82V83H44ZM124 82L126 83L127 81H123V84H124ZM3 83V82H2ZM36 83V82H35ZM41 83V82H40ZM42 83V84H43ZM118 83V82H117ZM131 83V82H130ZM156 83V82H155ZM112 84H115L116 85V83H113L112 82ZM135 84V83H134ZM139 84V83H138ZM166 84V83H165ZM31 85V84H30ZM106 85H108V84H106ZM114 85V86H115ZM121 85H122V83H121ZM153 85V84H152ZM156 85H157V83H156ZM32 86H34V85H32ZM164 86V85H163ZM163 86H161L162 87V90L165 92L166 90L168 91H171L172 89H174V87L172 88V87H168L167 86V84L165 85V86H167V87H165V88H163ZM169 86H171V85H169ZM58 87V86H57ZM62 87H63V85H62ZM156 87V86H155ZM184 87V86H183ZM189 87L191 88L192 87V89H189ZM194 86H188L187 88L191 91V90H193L194 88H193ZM27 88V87H26ZM45 88V87H44ZM120 88V87H119ZM169 88V89H168ZM177 89H178V87H176ZM176 88H175V94H177L178 95V93L179 92H177V90H176ZM28 89V88H27ZM65 89V88H64ZM179 89H180V87H179ZM35 90V89H34ZM37 90V89H36ZM54 90V89H53ZM69 90H70V88H69ZM71 90H73V89H71ZM187 90V89H186ZM26 91V90H25ZM131 91V90H130ZM136 91V90H135ZM157 91L158 92H161V91H159L158 89H157ZM163 91H162V93H163ZM174 91V90H173ZM172 91V92H173ZM52 92V91H51ZM59 92V90L57 91V93ZM71 93H70V95L71 94H75V89L73 90V93H72V91H70ZM127 92V91H126ZM132 92V91H131ZM177 92V93H176ZM18 93V92H17ZM27 93H29V91L27 92ZM54 93H56V91L54 90ZM147 93H148V91H147ZM150 93V92H149ZM153 93V92H152ZM154 93H155V91H154ZM169 93V92H168ZM181 93H183V91L181 92L180 91V95H181V97H182V99H183V95L181 94ZM38 94V93H37ZM40 94V93H39ZM60 94V93H59ZM66 94V93H65ZM68 95H69V93H67ZM66 94V95H67ZM79 94V93H78ZM80 94H82V93H80ZM79 94V95H80ZM90 94V93H89ZM130 94V93H129ZM157 94V93H156ZM159 94H161V93H159ZM165 94V93H164ZM167 94V93H166ZM171 94V93H170ZM187 95H188V93H186ZM50 95H51V93H50ZM54 95V94H53ZM56 95V94H55ZM63 96H64V93L62 94ZM65 95V96H66ZM67 95V96H68ZM83 95V94H82ZM90 95H93V93H91ZM132 95L134 96V94L132 93ZM138 95V94H137ZM148 95V94H147ZM151 95V94H150ZM153 95H155V94H153ZM169 95V94H168ZM168 95H166L165 96V98H167V96ZM173 95H174V92H173ZM180 95L179 96H175L174 95V97H180ZM191 94H189V96H190ZM29 96V95H28ZM37 96V95H36ZM52 96V95H51ZM57 96H58V94H57ZM64 96V97H65ZM72 96V95H71ZM94 96V95H93ZM98 96V95H97ZM123 96V95H122ZM140 96V95H139ZM163 96V95H162ZM12 97V96H11ZM24 97H26V96H24ZM54 98H55V96H53ZM51 98V97H48V99L49 98H51L50 100H49V102L50 103H52V108H53V106H56L55 104L53 105V103H54V101H53V99L54 98ZM60 97V96H59ZM63 97V98H64ZM73 97V96H72ZM78 97V96H77ZM87 97V96H86ZM90 97V96H89ZM92 97V96H91ZM90 97V98H91ZM127 97H128V95H127ZM145 97H146V95H145ZM154 97H155V99H154ZM156 97L157 96H153V98L152 99H154L155 101H158V100H160V99H157L156 100ZM158 97H160V96H158ZM157 97V98H158ZM171 97V96H170ZM170 97H169V99H170ZM173 97V96H172ZM173 97V98H174ZM181 97H180V99L179 98H177V99H179V100H181ZM185 97V96H184ZM28 98V97H27ZM26 98V99H27ZM33 98V97H32ZM40 98V97H39ZM44 98V97H43ZM46 98V97H45ZM67 98V97H66ZM75 98H76V95H75ZM75 98H73V100H75ZM78 98H81V96L80 97H78ZM78 98H77V102H79L78 101ZM93 98V97H92ZM107 98V97H106ZM129 98V97H128ZM149 98H150V96H149ZM162 98V97H161ZM164 98V99H165ZM4 99V98H3ZM12 99V98H11ZM35 99V98H34ZM65 99V98H64ZM72 99V98H71ZM94 99H95V97H94ZM99 98H97V100H98ZM133 99V98H132ZM140 99H141V97H140ZM152 99H150V101L152 100ZM164 99H162V101L164 100ZM175 99V98H174ZM174 99L172 100L173 101V103H176V102H174ZM185 99V98H184ZM5 100V99H4ZM4 100H1L0 101V104H2L3 102H4ZM16 100V99H15ZM46 100V99H45ZM118 100V99H117ZM127 100V99H126ZM129 100V99H128ZM148 100V99H147ZM146 100V101H147ZM168 100V99H167ZM178 100V101H179ZM186 100V99H185ZM3 101V102H2ZM33 101V100H32ZM38 101V100H37ZM41 101V100H40ZM55 101H57V100H55ZM65 101V100H64ZM67 101H69L70 102V100H67ZM85 101V100H84ZM94 101V100H93ZM102 101V100H101ZM105 101V100H104ZM149 101V100H148ZM154 101V102H155ZM172 101H170V102H172ZM175 101H177V100H175ZM36 102V101H35ZM76 102V103H77ZM81 104H87V102L85 103V102H83V100H81ZM132 102V101H131ZM135 102V101H134ZM180 102V101H179ZM183 102V101H182ZM15 103V102H14ZM17 103V102H16ZM32 103V102H31ZM30 103V104H31ZM39 103H41V102H39ZM46 103H48V102H46ZM45 103V104H46ZM57 104H58V101L56 102ZM65 103H66V101H65ZM65 103H63V104H65ZM75 103V104H76ZM122 103V102H121ZM136 103H138V102H136ZM143 103V102H142ZM141 103V104H142ZM144 103H146V102H144ZM149 103V102H148ZM152 103V102H151ZM157 103V102H156ZM165 103V102H164ZM178 103V102H177ZM4 104H6L7 105V103H3V107L0 105V107H2V109L4 108ZM41 104H43V103H41ZM41 104H39V105H41ZM103 104V103H102ZM162 103H161V101H160V103H159V101H158V104L157 105H161ZM167 104V103H166ZM182 104V103H181ZM66 105V104H65ZM74 106V108H73V106H72V108L73 109H75V105H74V101H73V104H69V106ZM96 105V104H95ZM106 105V104H105ZM104 105V107H106ZM164 105V104H163ZM172 105V104H171ZM194 105H196V106H193L194 108H196L197 107V105L198 104H195L194 103ZM9 106H11V104L9 105ZM29 106V105H28ZM47 106H49V105H47ZM64 106V105H63ZM71 106H70V109L69 110H71ZM109 106V105H108ZM108 106L106 107V108H108ZM182 106V105H181ZM190 106V105H189ZM34 107V110L36 109V106H33L32 105V108ZM77 107V106H76ZM82 107V106H81ZM85 107V106H84ZM98 107V106H97ZM154 107H156V106H154ZM48 108V109H47ZM46 108V111H51V110H49V107H47ZM51 108V106H50V109H52ZM55 108V107H54ZM64 108L66 109V106H64ZM115 108V107H114ZM114 108H113V110H114ZM147 108H148V106H147ZM151 108V107H150ZM149 108V109H150ZM161 108V107H160ZM163 108H164V106H163ZM162 108V109H163ZM168 108V107H167ZM176 108V107H175ZM191 109L190 110H192V107H190ZM60 108H58V109H56L57 111L59 110ZM64 109V110H65ZM67 109H68V107H67ZM73 109H72V111H73ZM86 109V108H85ZM95 109H100V107L99 108H95ZM156 109V108H155ZM154 109V110H155ZM37 110V109H36ZM35 110V111H36ZM39 110V109H38ZM75 110H77V111H80V109H78V108H76ZM74 110V111H75ZM83 110V109H82ZM91 110L93 111V109L91 108ZM109 111L108 112H110V113H113L114 111H110V109H108ZM112 110V109H111ZM152 110L153 109H151V112H152ZM161 110V109H160ZM164 110V109H163ZM172 110V109H171ZM4 112L6 111V109L4 108V110H3ZM35 111H33V112H35ZM41 111V110H40ZM54 111H55V109H54ZM53 111V112H54ZM56 111V112H57ZM72 111H69V112H72ZM74 111H73V113H74ZM92 111H90V110H88V112L90 113V112H92ZM96 111V110H95ZM94 111V112H95ZM101 111V110H100ZM167 111V110H166ZM177 112H176V116H175V118H177V119H180V121L178 120V122H175V125L174 126H171V128L169 127L168 128V130H167V133H173V135H170L171 137L168 139V142L171 144V143H174V142H179L178 141V139L179 140H183L182 138H181V136H183L184 137V142H185V144L184 145H181V146H179V144L177 143V148H176V151L179 153V157H181L182 158V154H183V156H185V157H187L188 158V160H192V161H190V162H188V163H190V164H185V162H183V161H181V158H179V157H175V155H177L176 154V151L175 150H173V149H169V148H166V146L165 145H163L162 146V144H160V143H163L164 144V142H161L162 140L159 138L158 140H156L155 141V139H157V138H155L154 139V141H155V143L152 145V147H151V150H143V153H140V155L138 154V156H133V157H135L134 159L133 158H131V159H133L132 160V163H133V168H134V170H132V172H135V171H137L136 169H138V170H140V168L142 169V167H143V165H144V168H143V173H142V171L140 172L141 174H139V176H141L142 177V181H143V183L141 184V180H140V178L138 177V179L140 180V184L141 185H139V184H137V181H136V184L137 185H135L136 186V189L134 188V185H133V188L135 189V190H131V189H133V188H131V187H129L132 183L131 182H133V181H131V182H129L130 180H126V182L125 183H118V185L115 187V188H112L113 190L112 191H114L115 193H116V195H123L122 193H125L126 194V197L124 196L123 198H128L129 197V199H130V205H131V207H130V209H132V210H130V211H128L129 212V214L131 215H129L128 213V215H129V221H127V223L129 222L130 223V226H131V232H134L133 234H135L136 232H137V234H138V239L139 238H142V236H143V238H145V239H148V240H146L147 242H149V241H151V243H150V245H149V248H151V247H153L154 245L156 246H158V247H160L161 245H163L165 248L162 250V249H160L161 251L160 252H157L158 251V247H157V254H158V256H157V254L155 255L154 253H151L152 251H150V249L148 248V244H147V248L149 249V253H147V254H141V255H138V253H137V256L135 255L133 258H130L129 260L128 259H126L125 260V258L124 257H121V256H117V255H119V253L117 252V251H111V250H115V249H111V247H110V249H108V246H107V243H103V242H105V239L106 238H109V239H111V238H113V237H115L116 235H113V236H111L112 235V233H111V235H108V237H106L105 235H103L102 234V232L99 230L100 229V227L99 226H101V224H99V226H97V223H99V222H101L102 224H103V227L105 228V227H108V228H111V227H113L114 228V230H116L115 229V227L114 226H112V224L113 223H117L118 221H119V223H118V225L116 224V228H120V229H122V231H124V234L126 233L125 232V230H123V228L124 227H127L128 226V224H126L125 223V221H126V219H125V221L123 220V215L124 214H126V210L124 211V212H122V211H118L117 209H118V207H119V209H121V207L120 206H118V205H114L116 202H115V200H113L112 201V196L113 197H115L116 195H112L111 193H109L108 191H110L109 190V188H111L112 186V184L111 183H113V185H115V184H117L116 183V181L112 178V179H110L109 178V175H108V180H110L109 182H111L110 183V186L109 187H106V189H104V186H106L105 184L103 185V188H102V185H101V180H99L100 178H102L103 177V179H104V176L106 177V175L104 174L103 175V173L101 174V169H103L102 167H104V166H101L102 164H100V162L102 161V160H104L103 159V157L104 156H102V155H100L102 158V160H98V159H96V160H94L95 161V169L91 172V168L89 169L90 170V173H88L87 175L85 174V173H83L82 171H83V169H81V168H84V166H82L81 168H79V170L81 169L82 171H80L79 173H80V175H81V173H83V174H85L83 177L82 176H80L79 177V182L81 183V189H80V191H81V194L78 196V199H80L81 197V200H83L84 199V196L85 197H87L88 195H89V193H88V195L86 194L87 193V191H85V190H89L90 191V189H89V185H90V187L91 186H94V185H92V184H94L95 182H94V180H99V181H97L96 182V184H97V187H93L94 189H95V191H94V189H93V192L95 193L94 194V196H93V198L92 199H90L91 200V202H89V200H88V202L91 204V206H88L89 207V211H90V217H89V215L87 216L86 215V217H89L88 218V221L89 222H91L90 220H92V222H94V225H90V223L88 222V226L90 225V228H91V230H92V232H93V234H94V236H95V239H94V250H92L91 249V247H90V250H92V251H94V252H98V250H99V252H100V246L102 245V243L103 244H106V247H107V249L108 250H110V251H106L107 252V255L108 256H100V255H98V257H100V260H99V264H135V263H137V261H138V259L139 260H141V262H142V264H211V263H214L215 261H216V263H218L219 262V257H218V262H217V259L216 258H213V257H215V250L214 249H216L217 250V248L219 249V247H220V249H223L224 250V252L226 251L227 253H228V251L229 250H231V249H235V250H240L241 251V255L244 253V254H246L247 253V251L246 250H250V249H252V245H250L251 243H250V238H249V233H248V231H245V229L246 230H249V231H251L250 229H249V227L251 226L250 225V223H254V222H256V223H258V218H259V215H260V212L261 211H259L258 212V208H262V205L260 204V198H258L259 196H257L256 194L254 195V194H252V189L250 188V186H249V183H248V179H247V177L245 176V174H244V171L240 168V166L239 165H237L230 157H229V153H230V151H229V153H228V149L226 148V143H225V141L229 138V134H224V142H223V148L225 149V150H223V155H222V157L219 159V160H216V161H214V162H212V161H207L206 160V157L207 158H209V155H208V153H209V149L211 150L212 149V147H213V144L211 143V144H209L210 146H208L209 147V149L207 148V147H205L204 149H202V150H199V151H197V150H195L193 147H195L194 146V144H196L197 143V141H188L187 142V140H186V136L183 134V135H180V130H179V128H180V126L179 125H177L178 123H181L182 121H185V122H187V123H189V124H191V125H195V124H199V123H202V125L201 126H203L204 125V123L203 122H205L207 119H205V118H207L208 117V119H209V117H211V116H206L207 115V113H205L206 115H205V117L203 116V115H200L199 114V112H197V113H195L194 115H191L192 114V112H191V114H189L190 112L188 111L186 114H189V115H186L185 114V112L182 110V111H178V110H176ZM194 111V110H193ZM204 111V110H203ZM202 110L200 111V112H203ZM1 113H2V110L0 111ZM44 112H45V110H44ZM52 112V111H51ZM52 112V113H53ZM60 112V111H59ZM68 112V111H67ZM67 112H65V113H67ZM85 112H87V110L85 111ZM87 112V113H88ZM103 112V111H102ZM101 112V113H102ZM105 112V111H104ZM104 112H103V114H104ZM107 112V111H106ZM132 112V111H131ZM139 112V111H138ZM138 112H136V114L138 113ZM150 112V111H149ZM171 112V111H170ZM183 112H184V115H183ZM7 113V112H6ZM17 113V112H16ZM21 113V112H20ZM38 113H43V111L42 112H38ZM48 113V112H47ZM86 113V114H87ZM89 113L86 115L85 113L83 114L82 113V111H80V114H82L81 116H83V118H86V116H89ZM93 113V112H92ZM92 113H90L91 115H92V117H95L98 113H99V110L98 111H96V113H94V114H96L95 116H94V114H92ZM115 113V112H114ZM113 113V114H114ZM118 112H116V114H117ZM122 113V112H121ZM120 113V114H121ZM140 113V112H139ZM143 113V112H142ZM142 113H140V114H142ZM174 113V112H173ZM194 113V112H193ZM208 113H210V112H208ZM49 114H51V113H49ZM69 113H67V115H68ZM74 114H78L79 115V113L78 112H75ZM103 114H98V115H101V117L103 116ZM113 114H111L112 116H113ZM123 114V113H122ZM124 114L127 116L128 114H126V112H124ZM132 114H133V112H132ZM172 114V113H171ZM199 114V115H198ZM211 114V113H210ZM213 115L215 114V112L214 113H212ZM4 115H6V114H3L2 116H4ZM20 115V114H19ZM39 114H37L36 113V117H35V120L33 121V124L32 125H34V128L36 129L35 131H36V136L35 135H33V136H35V138H34V141L35 140H37V139H39L38 137H39V134H38V131H37V128H39L38 126H37V123L39 124V123H41L39 120H41L40 119V117H41V115H39ZM43 115V114H42ZM48 115V114H47ZM54 115V114H53ZM53 115H50V116H52V117H54V118H56V119H60V117L61 116H57L56 114H55V116H57V117H55V116H53ZM84 115H85V117H84ZM108 115L110 116V114L108 113ZM125 115H122L121 116V119H123L122 117H125ZM131 115V114H130ZM174 115V114H173ZM209 115V114H208ZM1 116V115H0ZM44 116H46L45 114H44ZM69 116V115H68ZM75 116H77V115H75ZM107 116V115H106ZM115 116H117V115H115ZM129 116V115H128ZM137 116V115H136ZM136 116H135V118L133 117V115L131 116V117H133L134 119H136L135 120V122L137 121V119H139V117L138 118H136ZM216 114H215V116H213L212 117V119L215 117L216 118ZM16 117H17V115H16ZM19 117V116H18ZM17 117V118H18ZM73 117H74V115H73ZM78 117H80V116H77V118ZM90 117V116H89ZM89 117H87V119L89 118ZM100 117V118H101ZM170 117V116H169ZM172 117V116H171ZM5 118V117H4ZM28 118V117H27ZM46 118V117H45ZM48 118V117H47ZM103 118L104 119H106L105 118V116H103ZM109 119H111V117H108ZM21 119V118H20ZM23 119V118H22ZM31 119V118H30ZM44 119V118H43ZM42 119V120H43ZM52 119V118H51ZM56 119H53V120H56ZM82 119V117H80V120ZM91 117L88 119V123H91L92 122V124H90V126H89V124L88 123H85L86 125H88L93 131H96V134L98 133L99 135H100V133H101V130H102V132L103 131H105V129H104V127L107 125V123L110 121V120H108V122H107V120H105V121H103V120H101V122L103 121L104 123L106 122V124H104V123H101L99 120H98V122H93V121H91V120H97V118H95V119H91ZM116 120V122H114V125H115V123H117L118 121H117V118H112V122H110V124L111 123H113V120ZM118 119H120V117L118 118ZM121 119L119 120V122L121 121ZM127 120H129L130 119V116H129V119L128 118H126ZM141 119V118H140ZM144 119V118H143ZM15 120H17V119H15ZM18 120H19V118H18ZM18 120H17V122H18ZM25 120V119H24ZM41 120V121H42ZM53 120H51V121H53ZM79 120V119H78ZM82 120H85V121H83V122H87V120L86 119H82ZM90 120V121H89ZM126 120V121H127ZM130 120H132V119H130ZM149 120V119H148ZM148 120H147V123H148ZM216 120V119H215ZM215 120H212L213 122L215 121ZM26 121V120H25ZM24 121V122H25ZM45 121L47 122V126H50L49 124H48V122L50 123V121H48V119L46 120L45 119ZM57 121V120H56ZM63 121V120H62ZM175 121V120H174ZM223 121H224V119H223ZM16 122V123H17ZM24 122H22L21 121V123H17L18 124V126H21V124H23ZM55 121H53V123H54ZM59 122H60V120H59ZM59 122L57 123L56 122V125L58 124V126H57V130H59L60 131V129H58L59 128ZM121 122H123V125H124V120H122ZM120 122V123H121ZM133 122H134V120H133ZM133 122H131V123H133ZM139 122H141V121H139ZM211 122V118H210V120H208V122L206 123L207 125H208V123H210ZM220 122V121H219ZM128 123H129V127H130V122L128 121ZM137 123H138V121H137ZM144 124L146 123V122H143ZM150 123H151V121H150ZM154 123H155V120H154ZM157 123V122H156ZM212 123V122H211ZM211 123H210V125L209 126H213V125H215V124H217L218 122L216 121V122H214L213 123V125H211ZM9 124V123H8ZM41 124H43L44 125V122L42 121V123ZM55 124V123H54ZM103 124H104V126H103ZM119 124V123H118ZM118 124H116L117 125V127H118ZM127 124V123H126ZM125 124V125H126ZM136 124V123H135ZM140 124H142V123H140ZM40 125V124H39ZM43 125H41L42 127H43ZM46 125L44 126V128H46ZM61 125V124H60ZM83 125V124H82ZM108 125H109V123H108ZM107 125V126H108ZM113 125V126H114ZM151 126H152V124H150ZM154 125V124H153ZM157 124H155V126H156ZM18 126H16V127H18ZM53 126V125H52ZM55 126V125H54ZM53 126V127H54ZM64 125H63V123H62V127H63ZM78 126V125H77ZM112 126V128H114ZM128 126V125H127ZM127 126H126V128H127ZM138 126H140V125H138ZM142 126V125H141ZM145 125H143L142 127H144ZM147 126V125H146ZM158 126V125H157ZM157 126L155 127V128H157ZM33 127V126H32ZM62 127H60L61 129H62ZM102 127V128H101ZM116 127V126H115ZM132 129L131 128H128L129 129V131L130 130H133V124H132ZM160 127V126H159ZM20 128V127H19ZM18 128V129H19ZM47 128H50V127H47ZM46 128V129H47ZM65 128V127H64ZM64 128L62 129V134L64 133L65 134V132H63V130H64ZM87 128V127H86ZM109 128H111V125L110 126H108V129ZM111 128V129H112ZM121 128V127H120ZM119 128V129H120ZM137 130H138V127H135ZM134 128V129H135ZM147 128H149V127H147ZM151 128L152 127H150L149 128V130L147 129L146 130V132L147 133H149V131L151 130ZM17 129V128H16ZM22 128H20V131H22L23 132V130H21ZM42 128L40 127V130H41ZM55 130H56V127L54 128ZM53 129V130H54ZM100 130V132H99V130ZM111 129H109V130H111ZM152 129H154V128H152ZM159 129V128H158ZM226 129V128H225ZM224 128H223V130H225ZM4 130V129H3ZM39 130V132L41 133V131ZM50 130L51 131H53L51 128H50ZM125 130V129H124ZM145 130V129H144ZM143 130V131H144ZM222 130V129H221ZM221 131L220 133H221V135H222V133L224 132V131ZM229 130V129H228ZM228 130L226 129L225 131H227L228 132ZM18 131V130H17ZM16 131V132H17ZM34 130L32 129V132H33ZM49 131V130H48ZM66 131V130H65ZM89 131V130H88ZM88 131H87V133H88ZM111 131H115V130H111ZM121 131H122V128H121ZM126 131V130H125ZM128 131V130H127ZM126 131V132H127ZM134 132H135V134H136V130H133ZM133 131H131V133L133 132ZM152 131V130H151ZM193 131H194V133L193 134H195V130L193 129ZM5 132V131H4ZM25 132V131H24ZM44 132V133H43ZM42 133L45 135L46 133H45V130L43 131ZM50 132V131H49ZM57 132V131H56ZM55 132V133H56ZM69 132V131H68ZM71 132V131H70ZM73 132V131H72ZM157 132V131H156ZM26 133V132H25ZM41 133V135H40V138H41V140H42V137H43V140H44V135ZM54 133V132H53ZM77 133V132H76ZM79 133V132H78ZM86 133V132H85ZM105 133L106 132H104V136H106L105 135ZM107 133H108V130H107ZM106 133V134H107ZM139 133H141L142 134V128H141V132H140V129H139ZM139 133L137 132V136L139 135ZM144 133V132H143ZM22 134V133H21ZM24 134V133H23ZM32 134H35V132L34 133H32ZM57 134V133H56ZM83 134H84V132H83ZM82 133H81V135H83ZM96 134H94V135H96ZM109 134V133H108ZM108 134H107V136H108ZM111 134H112V132H111ZM111 134H109V135H111ZM123 134V133H122ZM132 134H134V133H132ZM140 134V135H141ZM154 134H155V132H154ZM153 134V135H154ZM196 134H199V133H196ZM59 135V134H58ZM61 135V134H60ZM69 135V134H68ZM112 135H114V134H112ZM111 135V136H112ZM117 135V134H116ZM142 135H144V134H142ZM150 134H148V136H149ZM152 135V134H151ZM38 136V137H37ZM42 136V137H41ZM48 136H49V134L47 135V137L46 138H48ZM51 136H52V132H51ZM55 136H57V135H55ZM71 136H73V135H71ZM79 136V135H78ZM85 135H83L82 137H84ZM87 136V135H86ZM85 136V137H86ZM90 136V135H89ZM101 136H103L102 135V133H101ZM101 136H96V137H93V138H91V141H93V143H95V141H96V143H95V145H91V149H90V146L89 145H87V143H89V141L87 142V139L88 138H85V141L87 142H84V143H82L83 141H82V139L83 138H80V141H82V142H77L76 140H74L75 142H76V144L77 143H79V145H80V147H79V152H80V154L81 153H86L85 151L87 150V146L89 147V150H91L90 152L91 153H94V152H97L98 151V147H99V144H100V139L102 138V140H103V137H101ZM107 136L105 137V138H107ZM126 136V135H125ZM130 136V135H129ZM146 136V135H145ZM207 136V135H206ZM205 136V138L203 139V137L204 136H201L202 137V139L205 141L206 140V142H204V143H207V137ZM209 136V135H208ZM6 137V136H5ZM58 137V136H57ZM60 137V136H59ZM70 138L71 139V137L70 136H65V138ZM88 137V136H87ZM91 137H92V135H91ZM119 137H121L120 135H119ZM134 137H136V136H134ZM152 137V136H151ZM155 137H156V135H155ZM211 136H209L208 138H210ZM213 137H217V138H219L220 136L218 135H216L215 136V134L211 137V140L212 139H215V138H213ZM24 138H26L25 136H24ZM61 138V137H60ZM64 138V137H63ZM110 138V137H109ZM114 138H115V136H114ZM116 138H118V136L116 137ZM122 138H125V137H122ZM136 138H138V137H136ZM143 138H144V136H143ZM146 138V137H145ZM220 138H222V137H220ZM56 139V138H55ZM54 139V141L52 142L51 140H49V139H47L48 141H50V142H48L47 143V141L45 142V140L43 141L42 140V142L44 143H47L48 145H50V146H47V144H44V145H46L45 147L46 148H48V147H50V149L52 150V148H51V142L52 143H54L52 146H54L55 145V143H56V140ZM79 139V138H78ZM97 139V140H96ZM6 140V139H5ZM30 140V139H29ZM32 140H33V138H32ZM65 141H66V139H64ZM105 140V139H104ZM113 140V139H112ZM125 140V139H124ZM124 140H122V139H120V140H117L116 142H118V143H116V145H124V144H126L127 142H128V140L127 141H124ZM140 139H138V141H139ZM203 140H202V143H203ZM40 141V140H39ZM69 141V140H68ZM74 141H72V142H74ZM106 141H107V139H106ZM109 141H111L110 139H109ZM108 141V142H109ZM142 141V140H141ZM145 141V140H144ZM149 141V140H148ZM214 141V140H213ZM212 141V142H213ZM216 141V140H215ZM217 141L218 142H220V141H222L221 139H217ZM216 141V143H218ZM36 142H38V141H36ZM35 142V143H36ZM41 142V141H40ZM40 142H38V143H40ZM58 142H60V139H59V141ZM75 142H74V144H75ZM107 142V143H108ZM151 142H152V140H151ZM208 142L210 143L211 141H209V139H208ZM38 143H37V145H38ZM60 143H62V139H61V142ZM66 143H67V141H66ZM112 143V142H111ZM111 143L109 142V145H111ZM113 143H115V142H113ZM129 143V142H128ZM127 143V144H128ZM144 143H146V142H144ZM149 143V142H148ZM222 143V142H221ZM221 143H218L220 146H221ZM58 144L59 143H56V145L58 146ZM63 144V143H62ZM62 144H59V145H62ZM74 144H73V146H72V144H71V148H73L74 147ZM97 144H98V146H97ZM130 144V143H129ZM151 144V143H150ZM187 144V145H186ZM197 144H199V145H203V144H201V142H198ZM41 145V144H40ZM40 145H39V147H40ZM55 145V146H56ZM79 145H77V146H79ZM108 145V144H107ZM131 145V144H130ZM142 145H144V144H142ZM54 146V147H55ZM67 146V145H66ZM70 146V145H69ZM76 146V147H77ZM101 146H103V145H101ZM100 146V147H101ZM112 146V148H109V149H113L114 147H113V145H111ZM110 146V147H111ZM126 146H128L127 147V149L129 148V145H126ZM134 145H132V147H133ZM135 146H137L136 144H135ZM135 146L133 147L134 148V150L136 151V149L137 148H139V147H137L136 149H135ZM138 146H139V144H138ZM43 147V146H42ZM59 147V146H58ZM63 147H64V144H63ZM76 147H75V150H76ZM107 147H109V146H107ZM121 147V146H120ZM125 147V146H124ZM123 147V148H124ZM132 147H130L129 148V150H131V148ZM144 147V146H143ZM143 147H141L142 149H143ZM148 147H150V146H148ZM147 147V148H148ZM168 147V146H167ZM204 147V146H203ZM19 148V147H18ZM44 148V147H43ZM45 148V149H46ZM78 148V147H77ZM97 148V149H96ZM102 148V147H101ZM105 148V147H104ZM103 148V149H104ZM207 148V149H206ZM217 149V146L216 147H213V149ZM219 148H221V147H219ZM218 148V149H219ZM70 149V148H69ZM100 149V148H99ZM114 149H117L116 147L114 148ZM145 149V148H144ZM180 149L182 150L183 149V151H182V153L181 152H179L180 151ZM6 150H8V152L10 153L9 155L10 156H8L9 158H10V160H11V162H10V164L12 165V171L13 172H16V177H17V180H18V182H20L21 184H23L24 186H27L32 192H34V193H40V194H45V198L43 199L44 201H46V202H50V200H51V202L54 204V207L56 208V210H58L57 212H59L60 211V214L63 216V215H65V213H71V215L73 214H75V215H77V211H76V208L78 209V205H77V203L75 202V201H73V192H72V190L74 191V189H72V187H73V174H72V169H71V167H70V165L68 164V162H69V160H67V158L66 157H63L62 158V161L60 162V164H55V160H53V162H52V164L55 166V167H58L57 169H58V171H59V173L60 174H58V176H59V179H60V182H59V185H60V187L58 188V189H56V187L55 186H53V185H51V187L50 186H48L47 185V183H45L46 181L43 179V178H41L40 176H39V174L40 173H37V172H32L33 173V175L30 177L29 175H30V169H28V168H26V166L25 165H22V164H19V161L20 160H15V159H17L18 158V156H15L16 155V151H14L12 154H11V152L9 151V149L8 148H6ZM20 150V149H19ZM47 150V149H46ZM56 150H57V148H56ZM71 150V149H70ZM106 150V149H105ZM128 150V152H130V154H131V151H129ZM139 150H141L140 148H139ZM221 150V149H220ZM45 151V150H44ZM48 151V150H47ZM46 151V152H47ZM52 151H54V149L52 150ZM77 151V150H76ZM99 151H101V149L99 150ZM103 151V153H105L104 152V150H102ZM119 151V150H118ZM124 151V150H123ZM122 151V152H123ZM133 151V150H132ZM138 151V150H137ZM218 151V150H217ZM217 151H215V153L217 152ZM19 152V151H18ZM51 152V151H50ZM71 152H73L74 153V149H73V151H71ZM90 152H87V153H90ZM112 152H113V150H112ZM23 153V152H22ZM100 154L101 152H97V154ZM107 153H111V150H110V152H108L107 151ZM106 153V154H107ZM124 153H125V151H124ZM124 153H123V155H124ZM218 153H220L219 151H218ZM218 153H216L217 155H219ZM228 153V154H227ZM72 154V153H71ZM99 154H98V158H99ZM102 154V153H101ZM105 154V156L107 157V155ZM111 154H113V153H111ZM120 153L118 152V155H119ZM231 154V153H230ZM83 155V154H82ZM120 155H122V154H120ZM119 155V156H120ZM122 155V156H123ZM74 156H79V154H78V152L76 153V154H74ZM85 155H83V156H80V158L81 157H83V158H85L84 157ZM91 156H93V155H91ZM108 156H109V154H108ZM118 156V157H119ZM127 156V155H126ZM132 156V155H131ZM130 156V157H131ZM15 157H17V158H15ZM94 157H95V154H94ZM110 157V156H109ZM108 157V158H109ZM111 157H113V156H111ZM117 157V158H118ZM105 158V157H104ZM121 158V157H120ZM128 158V157H127ZM75 159V158H74ZM74 159H73V161H74ZM77 159H79V158H77ZM106 159V158H105ZM113 159V158H112ZM126 159V158H125ZM130 159V160H131ZM209 160H211V159H209ZM68 161V162H67ZM81 161V160H80ZM82 161H83V159H82ZM121 161V160H120ZM119 161V162H120ZM123 161V160H122ZM128 161H129V159H128ZM134 161V162H133ZM102 162H105V160L104 161H102ZM108 162V161H107ZM110 162V165H111V163L113 162H111V160L109 161ZM116 162V161H115ZM78 163V162H77ZM85 163V162H84ZM94 163V162H93ZM106 163V162H105ZM80 165H82L83 163L81 162V163H79ZM78 164V165H79ZM77 165V167H79ZM85 165V164H84ZM103 165H104V163H103ZM120 165H121V163H120ZM86 166V165H85ZM106 166V165H105ZM107 166H109V165H107ZM88 167V166H87ZM111 167V166H110ZM116 167V166H115ZM9 168V167H8ZM30 168H31V166H30ZM86 168V167H85ZM101 168V169H100ZM114 168V167H113ZM130 168V167H129ZM107 169V168H106ZM106 169L104 168L103 170H105L104 171V173L106 172ZM122 169V168H121ZM124 169H126V168H124ZM78 170V169H77ZM85 170V169H84ZM88 170V168H87V172L89 171ZM85 172H86V170H85ZM86 172V173H87ZM103 172V171H102ZM121 173V172H120ZM128 173V172H127ZM130 173V172H129ZM137 173V172H136ZM3 174V173H2ZM2 174H1V172H0V179H2L3 181L5 180L4 179V176H2ZM29 174V175H28ZM115 174V173H114ZM122 174V173H121ZM120 174V175H121ZM89 175V176H88ZM112 175V174H111ZM29 176V177H28ZM125 176V175H124ZM28 177V178H27ZM117 177H118V175H117ZM116 177V178H117ZM126 177V176H125ZM135 176H133V175H130L129 176V179H134V181L136 180V178H134ZM98 178V179H97ZM115 178V177H114ZM119 178V177H118ZM107 179H105V180H107ZM127 179V178H126ZM92 181V183L90 182V184H89V181ZM120 180V179H119ZM6 183H7V185H10V183H8L7 181H5ZM94 182V183H93ZM114 182H115V184H114ZM121 182V181H120ZM135 184V183H134ZM139 185V186H138ZM79 187V188H80ZM114 187V186H113ZM118 187V188H117ZM16 190H21V187H18V189H16ZM126 191V192H125ZM113 192V193H114ZM128 192H130V193H128ZM42 194V195H43ZM93 194V193H92ZM91 196V195H90ZM111 196V197H110ZM116 198V197H115ZM119 198H121L122 199V197L120 196ZM27 199L29 200V204H30V206H31V208H34V210H35V213H37V216L35 215V218H37L38 219V221H44V223H45V225L47 226L48 225V223L47 222H49V220H48V218H45V216H44V211H43V208L42 207H40V205L38 204V202L37 201H35L36 199H34L32 196H30V195H28L27 194ZM86 199V198H85ZM118 200V199H117ZM37 202V203H36ZM128 202H129V200H128ZM118 204V203H117ZM128 205H129V203H127ZM86 205H88V204H86ZM117 207V208H115V207ZM79 207L81 208V205H79ZM82 209V208H81ZM86 208H84V210H85ZM117 211H116V210ZM87 210V209H86ZM10 212V211H9ZM79 212V214H78V217H79V219L77 220V224H81V216L85 219L86 217H85V214H83L82 215V212L81 211H78ZM87 212H88V210H87ZM8 212H6L5 211V207L3 206V204L0 202V242L3 244L4 242L6 243V242H8V245H6L5 246V249H4V251H5V253L7 254V252H8V254H7V256L8 257H11V254H10V252H9V248H11V247H13L14 248V250H21L22 252H24V255H27L28 257H29V259L33 262V264H39L38 263V261H37V258H36V256H35V253H34V250H33V248H32V246L28 243V241L27 240H25L23 237H22V235H21V231H20V229H19V224H20V221H18V220H15V221H13V219H11L9 216H8V214H7ZM56 213V212H55ZM88 214V213H87ZM127 215V216H128ZM56 216H57V213H56ZM125 216V215H124ZM125 218V217H124ZM90 219V220H89ZM46 220V221H45ZM252 220H256V221H252ZM259 220H260V218H259ZM120 221L121 222H123V223H125L127 226H124V224L123 223H121L122 224V226H121V224H120ZM256 223H254V225L256 224ZM92 224V223H91ZM119 224H120V226L121 227H117V226H119ZM258 225V224H257ZM253 226V225H252ZM79 227H80V225H79ZM254 227V226H253ZM255 227H257L256 225H255ZM81 228V227H80ZM128 228H130L129 226H128ZM258 228H259V230H261L260 228L261 227H259L258 226ZM50 229V228H49ZM119 229V230H120ZM102 230V229H101ZM107 230V229H106ZM105 230V231H106ZM111 232L112 231H114V230H112V229H109ZM130 231V229H127V231ZM254 230H256V229H254ZM258 230V231H259ZM79 231V230H78ZM108 231V230H107ZM110 231H108V232H110ZM121 231V230H120ZM129 231L126 233L128 236H129ZM136 231V232H135ZM237 231V232H236ZM79 232H81V234L82 233H84V227H83V225H82V228H81V231H79ZM130 232V233H131ZM253 232V231H252ZM257 232V231H256ZM263 232V231H262ZM78 233V232H77ZM113 233H115L116 234V232H113ZM118 233V232H117ZM122 233V232H121ZM120 233V234H121ZM110 234V233H109ZM119 234V235H120ZM125 234V235H126ZM133 234H131V235H133ZM253 234V233H252ZM257 234V233H256ZM261 235V231H259V233L257 234V235ZM262 234H264V232L262 233ZM118 235V234H117ZM125 235H124V237H125ZM126 235V236H127ZM139 235H141L140 237H139ZM259 235V236H260ZM123 236V235H122ZM127 236V237H128ZM252 236V235H251ZM259 236H258V238H259ZM262 236V235H261ZM135 238H136V236H134ZM262 237H264V236H262ZM133 238V237H132ZM132 238H130V236H129V238H127V239H129V244H131L132 242H130V240L132 239ZM134 238V239H135ZM143 238H142V240H143ZM255 238V237H254ZM258 238H257V241H258ZM116 239H118V238H116ZM252 239H253V237H252ZM260 239H261V237H260ZM264 239V238H263ZM119 240V239H118ZM125 240V239H124ZM153 240H155V242L153 241ZM107 241H112V240H107ZM106 241V242H107ZM126 241V240H125ZM133 241V240H132ZM136 241V240H135ZM135 241H133V242H135ZM152 241L154 242V244L152 243ZM252 241H254V239L253 240H251V242ZM263 241V240H262ZM92 242V241H91ZM255 242V241H254ZM253 242V243H254ZM261 242V241H260ZM114 243H116V242H114ZM127 243V242H126ZM141 240H140V242H139V240H138V242H136V244H135V246H132L133 245V243H132V245H129V246H132V247H134V250L136 251V249L138 248V246H140L141 244ZM156 243V244H155ZM9 244H12L11 246L9 245ZM97 244H98V246H97ZM140 244V245H139ZM144 244V243H143ZM261 244H264V243H261ZM128 245V244H127ZM146 245V244H145ZM260 245V244H259ZM111 246H113L112 244H111ZM144 246V245H143ZM142 245H141V249H142V247H143ZM254 246V245H253ZM145 248H146V246H144ZM155 247V248H156ZM98 248V249H97ZM130 248V247H129ZM154 248V247H153ZM153 248H151V249H153ZM161 248H162V246H161ZM264 248V247H263ZM263 248L260 250V248L259 249H257L258 250V253H260L259 251H262L263 250ZM140 249V250H141ZM16 250V251H17ZM104 250V249H103ZM139 250V249H138ZM155 250V249H154ZM214 250V251H213ZM253 250V249H252ZM129 251V250H128ZM133 252V249L132 250H130V252ZM135 251L133 252V253H135ZM143 251H145V249L143 250ZM217 251H219V250H217ZM222 251V250H221ZM234 251V250H233ZM240 251H237V252H239L240 253ZM245 251H246V253H245ZM251 251V250H250ZM12 252H13V250H12ZM15 252V251H14ZM105 252V253H106ZM139 252V254H140V251H138ZM154 252V251H153ZM155 252V253H156ZM220 252V251H219ZM234 252H236V251H234ZM16 253H18V252H16ZM229 253H230V251H229ZM257 253V254H258ZM18 254H20V253H18ZM22 254V253H21ZM219 254V253H218ZM220 254H223V252L221 253L220 252ZM219 254V255H220ZM238 253H236V255H237ZM243 254V255H244ZM254 254H255V252H254ZM261 254V253H260ZM17 255V254H16ZM218 255V256H219ZM262 255H263V253H262ZM261 255V256H262ZM1 256V255H0ZM20 256V255H19ZM96 256H97V254H96ZM147 256V257H146ZM221 256V255H220ZM225 256H226V254L224 255V259H225ZM227 256H229V254L227 255ZM226 256V257H227ZM238 256V255H237ZM236 256V257H237ZM247 256V255H246ZM253 256V255H252ZM14 257V256H13ZM17 257V256H16ZM27 257V258H28ZM95 257V256H94ZM120 257V258H119ZM243 257V256H242ZM241 257V258H242ZM255 257V256H254ZM264 257V256H263ZM262 257V258H263ZM92 258V257H91ZM96 258V257H95ZM222 258V257H221ZM223 258H222V260H223ZM238 258V257H237ZM244 258H246V257H244ZM243 258V260H245ZM256 259L257 258H259L258 256H256L255 257ZM1 259V258H0ZM214 259H216V260H214ZM250 259V258H249ZM29 260V261H30ZM226 260V259H225ZM228 260V259H227ZM247 260V259H246ZM1 261V260H0ZM249 261V260H248ZM248 261H247V264H249L248 263ZM253 261V260H252ZM262 261V260H261ZM4 262V261H3ZM15 262V261H14ZM13 262V263H14ZM24 262V261H23ZM224 262V261H223ZM246 262V261H245ZM257 262V261H256ZM138 263H140V261H138ZM216 263H214V264H216ZM250 263H251V261H250ZM6 264V263H5ZM22 264V263H21ZM141 264V263H140ZM256 264V263H255Z\"/></svg>",
    "mask_w": 264,
    "mask_h": 264
}]
</instances>
